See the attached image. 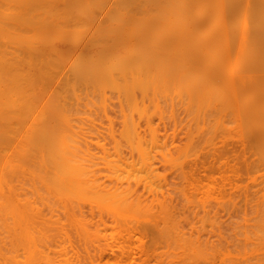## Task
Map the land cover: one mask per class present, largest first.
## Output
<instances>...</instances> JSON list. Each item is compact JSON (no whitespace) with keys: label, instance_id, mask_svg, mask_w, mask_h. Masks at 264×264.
Segmentation results:
<instances>
[{"label":"bare ground","instance_id":"6f19581e","mask_svg":"<svg viewBox=\"0 0 264 264\" xmlns=\"http://www.w3.org/2000/svg\"><path fill=\"white\" fill-rule=\"evenodd\" d=\"M88 30H93V35L87 39L86 31H88ZM211 54L212 55L214 54L215 58H217V60L219 59L220 61H221V59L222 60L228 59L229 65H230V60L241 59V60H238V65L236 62L237 60L235 61L236 66H239L237 68V70L234 69V71H236V72L238 71V69L240 70L243 68V67L242 68L240 67V66H243L242 64H244L246 61L251 60L249 63H245L244 65H246L247 67L249 66L248 68L247 67H245V68H246V70L248 69L253 73V74L250 73L252 75V77H247L249 73H248V70L245 71V68H244L243 70H240V71L241 72L244 71L243 73L246 72L245 73L246 75H244L243 73H241V74L238 73L239 75L236 74L237 75L236 77L234 75L233 76L234 80L232 79L234 85H239V89L236 87L237 88V94L240 97L239 98L240 101L238 102V104H237V102L235 103L236 96L234 94H236V91L233 94V96H232V92H231V95L229 94L230 91H234V89H233L234 85L232 84L233 88H231L232 86L230 87V85H229L231 83L229 81V80H231V77L226 76V74L229 75L228 72H226V71H228V67H231V66L222 67L223 64L221 62L222 65L220 64L219 68L212 69L211 67L208 68L210 66L211 61H210V63L208 62L209 66L206 62L204 63V64H206L207 67L201 66L200 63L198 62V61H200L201 64L203 65L202 61L204 62V60L206 58H208V60H209L208 56ZM212 58H210V60H212ZM174 59H180V60L182 59L181 62L185 60V62H184L185 64H187L186 63V60H187L188 61L187 65H190L189 62H191V64H194V61H197L198 64L201 66V68L199 70H202L203 74L207 75V79L209 76H214V78L216 76H220L222 74V71L223 72L225 71V73H224L225 76L223 74H222V76L225 79H228V82H229L228 86L226 84L227 82H218L220 84H218V83L216 84L217 81L215 82L214 85H217L220 87L218 88L217 86H212L214 81H215L213 77L212 78L214 81L213 80L211 81L212 85L209 84L210 80L209 79L207 80L206 78L203 79V80L207 81V82H204L205 83L204 85L206 86V83H208L207 85H210L213 88L217 87L214 89H216V90L218 89L217 90L218 92L216 90L213 92L216 95L211 92L214 95L213 96L214 98H211L212 100L209 98V101L210 100L211 101H213V100L217 101L218 100L217 102H215V101H213V102L215 104L217 103L219 105V107H222L225 110L227 109L226 112L229 113L233 117V119H235V120L233 122L232 117L229 114H227V115L223 114V116L220 115L221 112L224 113V110H222V111L218 110L220 112H219V114H217L218 111L215 110V108H216L215 106H217V105H215L214 103H213L214 104L213 105L211 101L208 104H211L212 106H214L213 108L216 112L211 110V109H213L211 107V105L206 106V105L201 104V107H200V104H198V105L196 104L197 102L196 103L192 102L194 100L193 97H194L195 93H199V92H201V90H203L202 87L199 86V83L196 81L197 80L196 78H198V77L194 78L195 80H191V81L198 83V85L196 84L197 85L196 87H199V88H195L192 86L195 90L200 89L199 91L197 90L198 92L197 91L195 92V90H192L190 88L191 86L189 87L190 84L188 85V83H187L188 89L194 91V93H190V94H192V97H189L190 99L188 98L187 101L189 102L190 100L193 99L192 101H190V103H194V105L192 104L193 106H195L197 108L199 106L202 109L198 108V110H195L196 108L194 107V109L191 110L192 107L190 105L189 106L191 108L189 109L188 103H186V104L184 103V101L186 99L184 97H186V95H182L183 96L182 97L179 94V96L181 97L180 98L178 96V93L180 92L179 89L177 87H174V88L172 87L177 82L174 81L176 78L172 79L170 76H173L174 74H176L175 77H177L178 72L174 71V74H173V71H171L172 75H170V74H168V76L166 75L167 79H165V77L163 78L161 76H159V78L165 79L168 81V83L171 82L172 84L166 83L165 80L160 81V79H158V81L160 82V84L164 82V85L161 84V86L163 85L165 87V85H167L166 88L167 89L169 88L170 92L172 91V92L176 93V95H175L172 92L171 93L169 92L171 94V96L173 95L174 100L176 99L175 96L177 97V99L179 98L178 100L181 99V101H182V103L180 102L181 106H177L178 100L177 101L175 100L177 102L176 103L172 99V97L170 96L171 97L170 99L172 100L171 103H173L172 105H176L179 110H180L179 107H182L180 112H178V113L183 112V114H184L185 111H183L182 109H185V107L188 106L187 109L190 110V111L188 110L190 113L188 112L189 113L188 114L186 111L185 116H187V115L188 116H187L186 120H184L183 119L184 115L182 114L183 115L182 119L184 121H187V120L190 121V119L192 117L194 119V117L196 116L195 119L193 120L194 124H192L193 122H189L192 124V126H196L197 124H198V126H200L202 128L204 126L205 127L207 126L206 129L202 130V131H204L202 133H204V134L207 133L206 135L203 134L204 137H207V140H205V141H207V144L209 142L208 139L209 140L211 139V138H209L210 136L208 134L209 130H211L210 132L212 135L213 134L212 132H214V131H217V133H219L218 132V131H220L219 127L222 128L225 131H223L224 133L221 131L222 132L221 136L224 137L226 135L225 140H227V138H231L234 133L236 135V133H237L236 129L232 130L235 127L234 125H236V126H238V128H237L238 134H240V135H238V134L237 135L238 136L242 135V137L239 138L241 140H238V141L243 142V140H245L243 138V136H245L246 134L248 136V133L244 134L242 131L246 132V129L249 128L247 130L250 132V128H253V126H254L253 129L257 128L258 126L255 127V124L257 125V123H258L259 127L257 128V131L259 133L255 132L253 134V132L251 131L250 135L251 134H253V135H251L247 138H250V137H253L254 139L260 138L263 142L262 141H259V142L255 141L254 142L253 141L254 139H253V140H250V141H252V143H250V141L248 142V143H250V145H248V143L242 144L245 146L244 148L247 147L246 150H247V152L249 151V153L251 152L250 153L251 155H254L255 153H257L256 150L258 151V149H256V150L255 149L250 150V149L254 148L256 146V144L259 145L260 142L264 144V139H263L264 134H262V133H264V127H262V126H264V123H263L264 118H262L264 116V112H262V111H264L263 110L264 109V103H262V102H264V95L263 94L260 95L258 93L257 97L253 96V94H254L253 91L257 90V92H258V89H259L261 92L264 90L263 89L264 88V84H263L264 83V79H263V77H264V73H263L264 72V63H262V62H264V0H0V264H56V263H54L56 255H58V258L60 257V259H58V261H60V263L58 261H56L59 264H71V263L74 264L76 262L75 258L78 259V262L81 261L80 259L84 260V258H81L82 257L81 256V250H83V249H81V247H79L81 249L80 250V249H78V246L75 247V245L73 244L74 242L71 240V238L69 236V234H71V233L68 234L69 230L66 231V227H69L67 225L68 223H70L71 225L72 224L76 225L78 228V230L76 232H79V233H80V231H84L86 229L85 226L87 225L88 222L90 223V221L88 219H87L88 222H86L87 220L85 221V218H87V216H84V213H87V212L84 210L85 209L84 206H86V205H82L84 208L82 210L81 203H83V202H81V201L89 203L90 205H88V207L90 209L94 208V207L93 208L90 207L91 205L92 206H100L102 208L104 207V208L111 210V211L120 212L118 215H126V216H127L128 212H131L134 214L135 211L139 210V212H140V210L142 208H145L147 206V204H146L147 200L145 201L143 196L148 197V198L152 197V199L149 198V201L153 200L154 202L153 201L152 202L155 203L156 207H157V204H159L158 205L159 209H160L161 205L166 204V201L168 200L167 197H165V199H166L165 203L160 198L159 200H161V202H163V204H160L161 202L159 203V200H157L158 199L157 195H156V198H157L156 200H155L154 196H147V194L144 195L143 193L139 192V190L137 189V185L139 183H143L144 186L140 185L141 187H139V188H142V186H143L142 190L145 188V190L147 191L149 186H146V181H145L146 177L148 175L150 177L151 175L149 173H153V171L155 172L157 170H159V171L155 172V173L156 174L158 173L157 176H160L161 180L164 179V181H165L166 178L169 179V177H170V176H168L165 178V176L161 173L163 171L160 172L161 167H160V169L156 170V168L158 167L156 164L159 162L156 163L155 161L156 160L159 161L160 158L156 159V157H154V160H155L154 162L156 163V164L154 163V165L157 166L156 168L154 167V165L152 166L153 162L151 163V161L148 158L149 153H150L149 152L150 146L152 147V149H155L153 147L155 146V144L159 143L158 142L159 140H161L159 138V135H158L159 132L161 133V131L158 128V133H156L157 124H156V127L153 126L154 125L153 120L156 117H155L154 113L152 114V117L154 116L153 117L154 119H152V117L150 116L151 113L154 111L153 110L154 103H152V102H154L153 100L156 101V99H154V98L158 97L157 100H159V101L155 102V105L159 104V105H156V106H159L158 112H160V110H161L160 103L164 104L165 102H168L165 104H167V105L169 104V101H167L169 99L166 98L167 96L164 95V93L161 94V92L157 91L158 89H157V87H155V85H156L155 84V81H156L155 74L156 73H154V75H153V73H150V71H148L149 70L148 66H150L149 62L150 63L155 62V65H156V61L164 60V63H165V60L167 62L168 61L171 62ZM254 60L257 62L259 61V64L257 62L255 63ZM192 61H193V63H192ZM212 61L215 62L214 60H212ZM220 61L218 63H220ZM241 61H243L242 64L239 63ZM252 61L254 63H251ZM172 62H174V61H172ZM172 62L170 63V65L175 63V62L174 63H172ZM152 63H151V65H152ZM177 63H179V61H177ZM158 64L156 65L157 67L159 66ZM179 64H181V63H179ZM182 64H183V62H182ZM195 64L197 65V63H195ZM152 66H151L152 68H150L151 71H153L152 69H156L154 65H152ZM162 66H164V65H162ZM178 66H180V68L185 67V66L181 67V65H178ZM178 66L175 65V67H178ZM211 66H215V65H211ZM236 66H234V68H236ZM168 67H171V70H175L173 65H171V66L168 65ZM168 67H166V68H168ZM194 67L192 66V68H194ZM251 67H252V69H251ZM256 67L257 68L262 67L263 71L262 70L257 71ZM161 68L158 67L155 70V72L162 70ZM180 68H179V70L181 72H179V74L183 73V75H185L186 74L185 72H187V71L182 72V70ZM192 68L189 67L188 68L189 71H191L190 69H192ZM225 68H227V70ZM168 69H170V68H168ZM222 69H224V70H222ZM230 69H232V68H229V70ZM260 69H258V70H260ZM183 70H185V68H183ZM254 70L256 73L254 72ZM147 71H148V73H150L149 76H151V74H152V78L153 79L155 78L154 81L152 82L153 83L152 86L150 85L152 83H150L151 81H149V79H148L149 76H148ZM194 71H195V69H194ZM194 71L192 69V72H194ZM159 72L157 74H160ZM167 72L168 71L166 69L164 71V73H167ZM192 72H191V74H193ZM258 72H262V74L261 73L259 74ZM161 74H162V71H161ZM198 74H201V71H200V73L198 71ZM203 74L201 76H203ZM232 75L233 74H231V76ZM146 77H147V80L149 81L148 83H150V84H147V81L145 80ZM169 77L174 82H172V80L169 81V79H170ZM178 78L180 79V76H178ZM178 78H177V80H179ZM184 78H181V79L184 80ZM192 78H190V79H192ZM257 79L259 82L257 81ZM150 80H151V78H150ZM189 80H187V82H189ZM191 81H190V83L194 85L195 83L191 82ZM260 81H262V82H260ZM179 82H180V80H179ZM181 82L186 83V78L184 81L181 80ZM202 83H200V85H202ZM148 85L151 87H149ZM158 85H159V83H158ZM204 85H202V86H204ZM147 86L149 87L148 89H147ZM210 86H208V87L206 86L207 88L203 87L204 92H201V93L203 95H205V97H206L205 91H206V89L209 90ZM240 86L242 89L240 88ZM257 86H258V88L256 89ZM243 87H249L252 90L254 87L255 88L253 91L251 90L253 92V93L251 92L252 93L251 94V93H248L250 91L249 88L245 89ZM155 88L157 89L156 90L157 96L154 95V98H153L151 96H153V89L155 91ZM169 89H168V91H169ZM184 89L182 88V92H180V93H183V91H185ZM147 90L149 92L152 91L151 92L152 94H150ZM160 90L162 91V89H160ZM239 90L241 91V93H238ZM210 91H211V89H210ZM210 91H209V93H210ZM220 91H221V94H220ZM155 92H154V94H155ZM158 93H160L161 95ZM201 93L197 94L200 102L202 100L201 97L204 98L203 95L201 96ZM217 93H219L220 96H218ZM263 93H264V91H263ZM147 94L149 95V97H147L148 96ZM226 94H229V96H231V97H227L228 95H226ZM243 94L246 95L245 97H247V98L249 97L250 94H251L250 96H252L251 98L250 97L248 98L249 100H246L247 98H245V102L249 101L248 102L249 105L246 102L248 107L245 109L243 108V110H245L244 112H242L243 110H241L242 105H243V104L241 105L242 99L244 102V98H243L244 95ZM159 95L160 96L163 95L162 99H160L161 97ZM215 96H216V99H215ZM234 96H235V98H232ZM109 97L114 98L112 102H114V103L117 102L115 104V105H117V107L113 106L114 104L111 102ZM209 97H211V96H209ZM221 97H222V99H221ZM147 98H150V100L152 98L151 103L153 105L150 103L152 105V109L149 107L150 104L149 103L147 104V102H146ZM231 99H232V101H230ZM260 99H262V101ZM162 100H164V102ZM207 100H208V98H207ZM108 101H109V103H108ZM233 101L238 106L233 105L234 104V103H232ZM110 102L112 104L109 106ZM229 102H231V104ZM182 104H183V106H182ZM228 104L231 105V107ZM246 104L244 106H246ZM252 104H253V106H252ZM261 106L263 108H261ZM109 107H112V108L109 109ZM167 107H168V110H171L173 107L175 108V106L170 108L169 105L168 106L165 105L164 109L163 108L162 109L165 110V108H166L165 111H167ZM204 107H206V108H204ZM237 107L239 108L238 110H236ZM149 108H150V110L148 111ZM174 108L172 109V112H173ZM176 108H175V111H176ZM207 108L210 109L211 111L215 112L216 116H215V114L211 113ZM230 108L233 110H231ZM154 109H157V107ZM187 109H185V110H187ZM228 109H229V111H228ZM259 109H262V110L260 111ZM201 110H203L202 112L207 113V114H204V115H207V118L209 117V115H208V111H209V113L211 114L210 117L214 116V118H212L213 120H211V121L214 122V120L216 118L215 124L213 123L210 125L208 123V121L210 119L209 120L208 119L207 120L202 119L205 116L204 115L201 116L202 114L198 115V112H201ZM230 110L233 113L230 112ZM235 110H236V113L238 112L239 116L235 113ZM155 111H154L155 114H157V110H155ZM191 111L192 112L197 111L196 114L198 115V117H197V115L193 116V114L195 112L192 113V115H191L192 117H189V115L191 114ZM172 112L170 115L173 114ZM163 113H165V112H163ZM234 113H235V116H233ZM239 113H242L243 117H245V118H247L249 116L250 121L247 119V121H249V123H247L246 120L243 121V117H241V114H239ZM245 113H246V115L247 114L248 115L246 116ZM148 114H150V115H148ZM159 114L162 118L164 117V119L160 118ZM174 114H175V112H174ZM174 114H173V118L176 119V123H177L176 125L183 124L184 121H183V123H182V121H179L181 123H179L177 121L178 120L177 118H179L178 117L179 114L176 115L177 117L174 116ZM170 115H168V116H170ZM225 115H226V117H225ZM156 116H158L162 122H164V120L166 118H168V117L165 118V116H163L162 110ZM220 116H222L223 118ZM227 116H229L231 118L232 122L234 123L233 124L234 127L228 125L230 121L228 122V124L226 126H224V124L228 121V118H229ZM188 117H189V119H188ZM199 117L201 119H198ZM218 118H220L219 119L220 121L218 120ZM236 118L237 119L239 118L238 121L242 120L239 122L241 124V126L243 125V123H241V122H244V125H243L244 127L247 124L249 125L250 123H251V126L252 125L253 126L252 127H250V125L248 127L246 126L247 128L245 127V129L242 130L243 126L239 128L240 125L238 124ZM168 119H170V118H168ZM223 119L224 120L227 119V120L224 121ZM179 120H181V118H179ZM196 120L197 121L199 120L202 122H203V120H206L207 122H204L203 123L204 126H203V124H201L202 122L197 123ZM159 121L156 120L155 123L156 122L158 123ZM170 121L172 122V120H170ZM217 121L220 122V125L217 123ZM252 121H254V124ZM174 122H175V120H174ZM223 122H225V123L223 124ZM232 122H230V123H232ZM245 122H246V125H245ZM159 123H158V125L160 127L161 123L160 124ZM205 123H207V124H205ZM189 125L190 124H188V126ZM215 125H217V126L219 125L217 127V130L215 128L216 127ZM192 126L190 125L189 127L192 128ZM198 126H196L197 129L200 128ZM187 127H186V129L185 128L184 129L190 135H188L185 132V130H184V132L188 135L187 139H189L192 136L189 139V141H192V143L194 142V144H195L196 140H198V139L200 140L203 138V137L200 138L202 136V133H201L200 137H197L198 139H195V137L193 136V135L199 136L200 133L198 131H200L202 128H200V130H198V131L195 130L196 127L192 128V129H194V131H192L191 128H190L191 130H189V128H188V131H187ZM208 127L211 129H209L206 132L205 130H207ZM213 127L215 128V130L213 129ZM229 127L230 128L232 127V129L230 130ZM155 128H156V130H155ZM227 128H229V129H227ZM94 130L96 131V136H94L95 135L93 133ZM196 131H197L198 135L195 133ZM192 132H193V134H192ZM227 132L228 133L231 132L229 134V136H228V134H226ZM171 133H170V136H171ZM164 134H162V135H164ZM165 136H164L165 137L164 140H167L169 138L168 137L169 135L165 134ZM218 136L221 137L220 135H218ZM218 136H217V138H218ZM238 136H237V139H238ZM92 137H94V141H92V139H93ZM174 137H176L175 134L173 136V139H174ZM214 137H215V135H214ZM95 138L96 139L98 138V140H96ZM101 138L104 139L103 142L105 140L106 141L111 140V142L113 141V144L111 142L101 143L102 142ZM192 138H194V139H192ZM95 140L97 142H95ZM99 140H100V142H99ZM175 140H177V138L174 139V141ZM184 140H186V139L184 138ZM193 140H195V141H193ZM214 140L216 141V139H214ZM214 140H212V139L210 140V143H211L210 147H212L213 144L216 145V143L212 144V142ZM168 141H166V142H168ZM149 142H151V143L158 142V143L150 145L149 149H148L147 143H149ZM170 142L172 143L171 140H170ZM204 142H203V144H205ZM224 142H226V141H224ZM88 143L89 144L91 143V145H92V143L96 144V147L92 148ZM107 143L112 144L111 145L112 147H110L109 144H108L109 146L106 145ZM164 143L163 142L161 143V144H163L162 147H163V149L166 147L165 150L167 151V149L169 148V147H167L169 145V143H167L168 145H166ZM171 143H170L171 146L173 143H174L173 145H175V142H173L172 144ZM198 143L201 144L202 142L200 141V142H197V144ZM261 143L259 146H256L257 148H259L260 152L262 150L264 151L263 148H262V150H260L261 147H264L263 144H261ZM161 144H158V146H160ZM252 144H254V145H252ZM164 145H165V147H164ZM247 145L250 147L248 148ZM158 146L157 147L155 146V147L159 148ZM176 146H178V144ZM176 146H175V148H177V149L180 147V146L179 147H176ZM185 146L183 145V148H188V149L191 148V145H189V144H188V146H187V144ZM198 146H200V145H195V147H194L197 152L195 151V149H191V150H193V152H196L198 154L199 152H201V149H202V148H199L200 150H197ZM203 146L205 147V145H203ZM252 146H254V147H252ZM162 147L159 148L160 150L156 149V151L157 152L161 151ZM208 147H209V145H208ZM180 148H182V147H180ZM180 148L178 149V152H177L178 154H175L174 151L173 152L171 151L172 153H174V154H172L171 159H170L171 154L169 151L172 148L169 149V151H168L169 155L166 154L169 156V157L167 156L169 159L168 158L165 159L166 155H165V157L160 155L161 159H162V157H164L163 161L161 160L160 162H162L165 166V163H164V161H165L168 163V165L166 164V166H169V164H170L169 161H171L173 159L175 161L178 160L177 158L175 159V157L177 155H181V157L185 159V157H183V156H185V153L188 151V149H183L181 152ZM192 148H193V146H192ZM214 148H216V146H214ZM184 150L186 152H184ZM215 150H217V149H215ZM190 151H188L187 155L190 153ZM193 152L191 153L192 155L194 154ZM207 152L208 151L206 150L205 154H207ZM182 153H183V156H182ZM203 153L204 152H202L201 154H203ZM215 153L217 154L218 150H217V152L215 151ZM191 154H189V157H187L188 161H189V158L192 157ZM173 155H175V156L173 157ZM255 155H258V154H255ZM223 156L225 157V155H223ZM260 156H262L261 157L262 159L264 158L263 157L264 154H262ZM151 157H153V156H151ZM193 157H197V159L194 158L193 161L195 159L197 161V160H199V158H201L198 155L196 156V154H194ZM253 158L256 159L255 162L253 161L254 159L252 160L251 158H250L251 162H250V160H247V162L248 161L250 162V168L248 165L249 171H255L256 169L259 170L258 166L264 167V165H263L264 159H263V163H262V160L260 161L261 158H258V156H256V157L253 156ZM150 159L153 160V158H150ZM179 159L181 160V162L183 164L185 163V161L183 162L181 158H179ZM187 159H186V162H187ZM258 159H259V161H258L259 165L255 164V163H257ZM202 160H203V158H202ZM202 160H199V163ZM226 160L228 161V159H226ZM199 163L196 162V164H195V161H194V165H195L194 169H196V166L198 169ZM213 163H215V161ZM225 163L226 162L222 163L224 165H222L220 163H218V164L221 165V168H222V166H225V165H226L225 168H227V167L229 168L230 166L227 164L228 162L226 164ZM163 164H162V167H163ZM202 164H203V162H202ZM204 164H206V163H204ZM204 164H203V166H204ZM170 165L171 166L174 165V161ZM184 167L186 168V166H184ZM191 167H190V169H191ZM201 167H202V165H201ZM201 167L199 166V169H201ZM169 168L170 169L165 170V172L169 171V174H172L173 168H171L170 166H169ZM221 168H219V170H221ZM197 169L195 172L198 174L199 172ZM189 170H188V172H190ZM239 170H241V169H239ZM249 171H247V172H249ZM188 172H185L184 174H183V172L182 173L180 172V173L184 176ZM238 172L239 171L237 170L235 173H237V175H238ZM258 172H260V170ZM180 173L178 175H180ZM196 173L192 174V172H190L188 174L189 177L186 175H185V177L191 178L190 175L191 174L194 175ZM159 174H161V175H159ZM173 175L174 174H172L171 177ZM175 175H174L175 179L180 178V176H178V178H177ZM196 175H194L192 177H195ZM153 176H154V174H153ZM160 177H157L159 182L154 181V179H156V178L152 179V177H150L151 179H149V180L153 181V183L155 182V184L157 185V184L161 183ZM148 178H147V180H148ZM182 179L183 178H181V180ZM184 180L185 179H183V181ZM189 180H192V179H189ZM226 180L223 179L224 185L222 183L220 189L218 188L219 186L216 188H214L215 186L214 187H212L210 185L209 186L212 187V190H214V191L216 189L218 191V194H220V195H223L222 193H225L224 195L226 197V193L229 190L227 192H224V191H222V193L220 192L222 190V188L225 191L227 190V188H226L227 186L225 184ZM261 181L264 182V179L260 180V182ZM133 182L136 183V187L133 186ZM173 182L171 183L172 188L174 187ZM186 182H189V181H186ZM186 182L184 181V183H186ZM257 182H259V181H257ZM162 183H163V180H162ZM165 183H167V180ZM168 183L170 184V182H168ZM192 183L193 182H191V184ZM172 184H173V186H172ZM178 184H180V181ZM202 184L203 183H200V186L202 188H204L205 186H202ZM259 184L261 185V183H259ZM167 185L168 184H166V186ZM194 185H196V184H194ZM229 185H230V183H229ZM232 185L236 186L237 184L236 185L232 184ZM153 186H154V184H153ZM161 186L162 185H159V188ZM164 186H165V184H163V187ZM177 186H179V185H177ZM177 186L175 185V187H177ZM180 186H182V184H180ZM180 186H179V188H180ZM191 186H189V187H191ZM223 186H226V187L224 188ZM246 186L250 187V189H251V186H249V185H246ZM246 186H244V185L240 186V187H242L241 191H243V187H244V189H246L245 188ZM263 186L261 185L259 190H263L264 189ZM146 187H147V189H146ZM155 187H158V186H155ZM183 187H184V185H183ZM183 187H182V190L184 189ZM201 187L199 188V190L202 191ZM232 187L230 185V189ZM179 188H175V190L173 188V192ZM234 188L235 187H233L232 190ZM157 189L158 188H156L154 190L152 188V190H154V191H156ZM166 189H168V188H166ZM256 189L258 191V188H256ZM145 190H143L142 192L145 193ZM180 190L181 189H179L178 191H180ZM193 191H195V190H192V192ZM206 191H208V189H206ZM217 191H215L213 193H217ZM246 191L248 193L247 196L251 195L249 188H248V190L246 189ZM257 191L254 192L252 190V193H253L252 195L255 196L254 193H256ZM148 192H150V194L153 195L152 194L153 191L151 192V190H149ZM187 192H189V191H187ZM234 192L235 191H233L232 193H234ZM158 193H159V191H158ZM167 193H169L168 190H167ZM180 193L183 194L182 191ZM184 193H186V192H184ZM198 193H200V191ZM206 193H207L206 196H203V194H202V196L206 197L205 199L211 198L208 196V193H210V192H206ZM213 193H211V194L213 195ZM259 193H260L259 191H258V194L256 193L257 195L255 196V198L258 199V197L259 198L263 197V196H261L262 193L261 194H259ZM171 194H172V196H174L173 193H171ZM177 194L179 195V193H177ZM211 194H210V196H211ZM245 194H242V195L246 196ZM160 195L163 196L162 194H160ZM224 195H223V199H224L223 201L227 202L228 200H225ZM227 195H228V193H227ZM233 195H232V197H234ZM161 196H158V197H161ZM166 196H168V195L166 194ZM181 196H179L177 198H179V200H181L183 202L184 195H183V199H181ZM195 196L191 197L190 199H187V200H189V202H190V200H193V202H195V200L193 199V198L196 199ZM240 196H241V194H240ZM251 196H250V198H251ZM254 196H252L251 202L249 201L250 203H252L253 201L256 200L255 198H253ZM153 197H154V199H153ZM246 197L245 198L242 197V200L245 201L246 199L249 198V197L248 198H246ZM148 198H146V199H148ZM214 198H216V197H214ZM221 198H222V196H221ZM172 199H173V201H175V199L173 197H172ZM209 200H210V202H208L207 200H204L205 201L204 205H206L207 202L208 203L212 202L211 199H209ZM238 200H239V198H238ZM238 200H237V202H239ZM171 201L172 200L169 199L167 201V203L171 202ZM196 201H197V203L201 202V201H198L197 199H196ZM204 201H202V202H204ZM223 201H221V202H223ZM231 201L232 200L229 201V204ZM233 201H234L233 203L235 204L236 203L235 200H233ZM247 201L245 203L250 204ZM258 201H259V199H258ZM260 201H261V206H260ZM260 201H259V203H257L258 205L254 203L255 205H257V209L254 206V204L253 205L250 204L251 207H250V205L249 206L246 205L247 208L248 207L249 208L255 207L256 212L250 211V212L255 213V215L253 217H247V213L245 212L246 210L241 209L243 207V205H241L240 202H239L240 206H238L239 205L238 203H237V205L236 204L234 205L235 208L233 207V209L235 212L234 211L233 212H234L235 218H237V220H240V219H238V216L235 215V213L237 214V211H239V212L244 211L245 213L243 212L242 216L240 215L241 213L239 214V212H238V214L240 215L239 218L241 217V221L244 222V224L246 223L248 226H247V228L242 227V225H241L242 223H241L240 224L241 226H239V224H237V226H239V227H237V226H234L235 223L236 222L240 223L241 221L235 220V222H234L231 219H230L231 221H228L229 223L230 222L234 223L232 226H233V228H235V227L237 228L236 231L234 230V232H236L237 234H238L240 228H242L241 235L239 236V234H238L239 237H236L234 232H233L234 234L231 233V236L234 238L233 239L234 245H233V243H231V245L235 246V244H236L235 241H237L236 239H239L240 245L245 246V252H242V250L240 249L243 247H240L239 249H237L238 246H240V245L237 246V244H236V246H237L236 249H234L235 252L237 250L239 257L241 259H243L244 261L243 260L238 261L237 259H239V257L235 261L234 258H236L235 257L236 255H234L233 261H231V260L228 261L227 262L228 264H264V204L262 205V202L264 200L262 201L260 199ZM226 202H225V205H226ZM255 202H257V201H255ZM151 203H148V204H151ZM153 203L151 205H153ZM171 203L168 204L169 207H171V206L173 207V205ZM214 203H215V201H214ZM216 203H215L216 205L214 204L213 206L216 207L218 205V202L216 201ZM183 204H184V202H183ZM211 204H207V205H211ZM229 204L227 202L226 206H229ZM168 205L166 204L164 206H167V207L162 206V208H165L167 210ZM180 206H181V204H180ZM236 206L240 207L239 209L241 211L238 209V207H237V211H236L235 210ZM88 207H86L87 208L86 210L90 211V209H88ZM148 207H146V208H148ZM151 207H153V206H151ZM151 207H149V208H151ZM158 207L156 210L158 212L157 215H155V213L151 212L155 215V216L153 215V219H155L156 216H157L156 217L157 220H158V218H162V219L164 218L165 219L166 215L169 219L170 216H168V214H167L168 212L164 211L162 208L160 210H163L164 212H166V215L165 216L162 215L161 212H163V211L160 212V214L163 217L161 215H159ZM172 207H171V209L174 211L177 209L176 212L179 210L178 208H180V207L176 206V208L174 209ZM181 207L182 208H180V211H181V209H183V207L185 208L184 205ZM190 207L188 205V207H186V208L190 209ZM220 207L221 206L219 204V208ZM223 207H225V206H222V209H223ZM244 207H245V205H244ZM195 208L194 209L192 208V209L195 210ZM209 208H211V207H209ZM225 209H226L225 211L228 210L230 212L231 206L227 207V208L225 207ZM93 210L96 211L97 209H93ZM93 210H91V211H93ZM100 210H102V209H100ZM152 210L154 212H156L154 207ZM152 210H150V211H152ZM197 210H195V211H197ZM200 210H201V213H203L202 209H200ZM200 210H198V211H200ZM213 210H215V208ZM249 210H252V209H249ZM83 211H84V213H83ZM141 211L143 212L144 210L142 209ZM150 211L145 210L144 213H146V215L148 216L150 214ZM204 211H206V210L204 209ZM220 211L224 212V210H220ZM164 212H163V214H164ZM171 212L173 213V211H170L169 213H171ZM229 212L228 213L225 212V214L227 213V215H226L227 220H229V218H228V216L230 214ZM247 212L249 214H251L249 211H247ZM90 213H92V212H90ZM94 213L92 214V216L95 215ZM179 213L181 214V216L185 215V214H186L185 216H187L188 213H190L189 214L190 216L193 214L191 211L188 213H185V214H183L181 212H179ZM179 213H177V214H179ZM196 213L197 212H195V214ZM211 213L214 217L217 215L215 213V211H214V213L213 212H211ZM211 213H209V214H211ZM88 214L89 213H87V215ZM198 214L199 213H197L194 217H192V216L191 217L187 216L188 218L184 217L185 219L187 218L186 220H188L189 222L193 221V222L189 223L188 226L190 225V227H191V224L192 225L194 224V221H195L194 219L199 218L201 220L205 219L203 221L199 220V224H201V225H199V224L198 225L200 227L203 228L202 224H205V226H207V228L211 227V230H212L213 225L211 224V226H208V224L210 223V222L208 223V220L211 219L213 221V217H209V215L207 213H205L203 218H201L202 214L200 216ZM206 214L208 215L207 216L208 218H205ZM214 214H216V215H214ZM232 214L233 213L231 210V215ZM89 215H88V217H89ZM134 215H136V214H134ZM169 215H172V214H169ZM96 216L99 217V215H97V214H96ZM104 216H105V214L103 215V217ZM137 216L139 217L138 214H137ZM100 217H101V213H100ZM103 217H101V218H103ZM174 217H175V215L173 214V218L171 217L172 220L174 219L173 221L166 219V220H168L167 222H169V221L171 222L172 227L169 223L168 224L172 230H173V228L174 229L176 228V227H173V226H175V221H177L178 218L180 219V216L177 219ZM189 217L194 218V219L193 220L190 219L191 220L190 221ZM104 218L106 220H109V217H108V219L106 216ZM118 218L119 217L117 216V220H118ZM139 218H143V219L145 218L144 221L146 222L147 220L152 219V216H150L149 218L147 217V220H146L145 214L142 217L140 215ZM216 218H218V216ZM216 218H214V219H216ZM124 219H126V218H124ZM220 219H222V217ZM101 220H102V222L100 223L101 225H105V223L107 225V223H108L107 221L104 222L103 219H101ZM117 220L115 219V223H114V224H116V226L118 223L121 222V220H123V216L121 217L120 222L118 220V222L116 223ZM129 220H132V219H129ZM157 220H156V223H157ZM227 220H226V225H225L227 227H225L224 229L226 230V228H227V231L229 229L230 230L229 232H232L233 229L229 228L230 227L229 225H231V223L227 224ZM66 221H67V223H66ZM138 221H141V219H139ZM161 221L163 222L164 220H161ZM197 221L198 220H196V222ZM221 221L224 223L225 220L224 221L221 220ZM95 222H93V224ZM122 222H124V221H122ZM145 222L142 221L143 225L149 224L148 222H146V223ZM215 222H214V225H215ZM102 223H104V224H102ZM91 224L92 223H90V226H92ZM95 224L98 227L100 226V225H98L97 222ZM161 224H165V221H164V223H161ZM161 224L159 226L162 227ZM80 225H81V229H80ZM122 225H123V223H122ZM127 225L128 224H125V226H127ZM129 225L127 226L128 228H129ZM146 225H144L145 228L150 227V224H149V226L148 225L146 226ZM223 225H222V228H223ZM72 226H70V229L71 228L73 229L74 226L73 227ZM108 226H110L109 223H108L106 228H108ZM114 226L115 225L111 226V227H113V228H111L112 230L115 229ZM125 226H124L123 230L126 228ZM137 226H138V224H137ZM144 226H142V229H144ZM166 226H168V225H166ZM166 226H165V228L164 227L163 228L167 229ZM180 226H181V223H180ZM182 226H183V224H182ZM193 226L195 228H193ZM193 226H192L193 230L195 229V231H196L197 225L195 226V224H194ZM219 226H218V222H217V226L215 228L218 227V229H220L219 231H221V228H219ZM103 227L104 226H102L101 228L103 230H105V227L104 228ZM120 227H119V229H120ZM131 227L132 226H130V228ZM190 227H189V229H190ZM200 227L197 226V229L202 230V228H200ZM192 228H191V230H192ZM204 228H206V227H204ZM74 229H76V228H74ZM147 229H149V228H147ZM164 229H162V230H164ZM180 229H183V228L180 227ZM180 229H179V231H182ZM94 230H97V229H94ZM112 230H111V232H112ZM146 230L144 229V231L146 233H148V231H146ZM159 230H160V232L162 231L160 228H159ZM172 230H171V232H172ZM191 230H189V231H191ZM201 230H197L198 232L200 231L198 233V235H200V233L204 231V230H202V231ZM206 230H208V229H206ZM209 230L207 232H209V234H211V232ZM217 230H215L216 233H214L215 231H213V233H214L213 236L217 234ZM225 230H223L222 232L226 233L227 231L225 232ZM70 231L73 232L75 230H70ZM116 231L114 233H116ZM125 231H126V229H125ZM127 231L129 233L133 232L132 228H131V230H127ZM136 231H138V230H136ZM149 231H150L149 234L150 233L155 234L153 229H152V231H151V229ZM175 231L177 232L176 233L177 235L180 233V232L178 233L177 228ZM184 231H187V229H185ZM195 231H194V233L196 234ZM121 232H122V230L119 231V233H121ZM222 232L220 234L218 233L220 235V237L217 234L218 235L217 237H219L220 240L222 238L221 242L227 236V234L223 236ZM229 232H228V235H229ZM112 233H110V234H112ZM136 233H132V235L136 234ZM161 233H163V232H161ZM165 233L167 235H169L170 229L168 231H166ZM165 233H164V236H165ZM194 233H192V236L195 235ZM110 234H109V236H110ZM123 234H121V238L124 240V238L127 237V236L124 237V235H127V234L126 233L124 235ZM149 234H147V235H149ZM153 234L151 235V237L153 238V240L157 239L156 242H157L159 248L162 247L163 249H164V247L160 246V244H163L164 241H166L164 243L169 242V243L173 244L172 242L174 240H172V239H173V237L176 236L175 234H174L175 236L172 235L173 234V232H172V234L170 233L171 237L173 236L172 238L166 236V238L168 237L169 239L168 238L166 239L164 237V239H166V240H164V239H162L163 238V236H162L160 238L164 241L160 242L162 240L158 239L156 237V235H153ZM202 234H204V233H202ZM221 234H222V237H221ZM82 235L83 234H81V236ZM157 235L159 236L160 233H158ZM205 235H207V233ZM56 236L57 237H59V236L65 237L66 240L63 244L66 243L65 244L66 246L65 245L59 246V245H62V244H59L60 243L59 242L60 237H59V239L58 238L56 239ZM74 236L75 235H73V237ZM102 236H103V234H102ZM119 236H120V234H119ZM129 236H131V234L128 235V238H129ZM153 236H155L156 238ZM201 236H200V238L203 237V236L202 237ZM211 236H212V234H211ZM213 236L211 237L212 241H213ZM231 236H230V238L232 239ZM71 237H72V234H71ZM112 237H113V235H112ZM132 237H130V239ZM188 237L190 238V236H188ZM206 237L208 238V235ZM223 237H224V239H223ZM227 237H229V236H227ZM227 237H226V239H227ZM53 238L58 240V242H55V245L52 244ZM75 238L76 237H74V241L76 243ZM100 238H98L97 240L99 241ZM110 238L111 237L107 238L108 241ZM200 238H196V235H195L194 239L197 242V244H194V245H196V247L194 249L195 252L193 251L192 247L189 248L190 242L192 244V241H194L193 238H192L193 240L191 239L192 241H190V240L188 241L189 245L187 244L188 246L187 245L185 246V248L188 247L189 249H192L190 251L191 252L193 251V253H196V248L198 249L197 252H200L199 254L196 253L197 256L198 255L200 256V258H198L199 262L198 263L196 262L197 264H199L205 260L208 262L209 261L208 259H210V257H212L210 254H212V255L216 254L215 252H218V250L224 248V247L221 248L224 245L218 244L219 242L218 243L215 242L216 244L212 243L210 237L208 238L211 241L209 243H207V241H205L206 243H204L203 238H202L203 242L201 243L202 239L200 241ZM240 238L241 239L243 238V239L241 240ZM103 239H106V238H103ZM112 239H113L112 243H111V241H109V243L111 245L114 243V240L119 241V239L116 240V237L115 238L113 237ZM122 239L120 241H123ZM130 239H128V241H126L127 243H129V245H130L129 241H132ZM174 239H175L174 244H176V245H177L176 241L178 243L180 241H182L181 237H180V240H177V238H174ZM186 239H188V238H186ZM86 240H88V239H86ZM169 240H171L172 242H170ZM230 240L228 238V244H230L229 243ZM66 241L69 242L68 245H67ZM85 241H82V243ZM108 241L106 240V242H105L106 244H103L102 246L108 245L109 244ZM90 242H88V243H90ZM141 242H142V240L139 241V244ZM185 242H186V240H185ZM98 243H95L96 244V246H95L94 241H93V245L95 246V247L93 246L94 252L96 251V249L99 250L97 245H100V244H98ZM203 243L205 245H208V246L206 247ZM210 243H212V244L209 245ZM79 244H80V242H79ZM85 244H86V242H85ZM110 244L108 245L109 247L111 246ZM157 244H155V245H157ZM168 244H166V245L163 244V245H165V247H166ZM171 244H169V245L171 246ZM182 244L183 243H181V245ZM202 244L204 245V247L202 246ZM57 245H58V247H57ZM76 245H77V243H76ZM86 245H88V244H86ZM86 245H84L85 247L84 246H82V247L87 248L88 246L86 247ZM91 245H92V242H91ZM91 245L88 247L89 249H92V248H90ZM119 245H120V243H119ZM122 245H124V242ZM126 245H128V244H126ZM142 245L147 246V247H145V248H147V250L152 247L151 248L152 252L150 254L153 257V255H154L153 249H154V247H158V246H155L154 244L152 245L151 243L149 245L148 244H146V245L142 244ZM142 245H140V249H139V247H138V249L143 253L144 251H142V248H143V247H141ZM150 245H152V246H150ZM183 245H185V244H183ZM218 245H222V246L220 247ZM108 246H106V247H108ZM116 246H118L117 243H116ZM131 246H132V244H131ZM225 246H226V242H225ZM104 247L101 248V252H99L97 250L96 253L98 254V252H99L102 254L103 252H106L107 249H106V247L105 248ZM109 247H108V249H109ZM123 247H121L122 250H124V248L128 250V248H126V247L123 248ZM127 247H130V246H127ZM178 247L180 248V245H178ZM178 247H177V250H174L175 245H174V247H172V249L174 250L173 253H175V255H176L175 251H179V252H177V254H178V253H180V250H182V249H179ZM69 248H71V251H69ZM88 248L83 250V251L85 252L86 250H88ZM115 248H118V247H115ZM233 248H232V251L234 252ZM105 249H106V251H105ZM163 249H162V251H163ZM170 249H171V247H170ZM170 249H168L169 251L168 250L167 251L165 250V251L170 253V251H171ZM225 249H227V248H225ZM119 250H121V249H119ZM202 250H204V251L206 250L204 253L210 252V254L207 253L210 255V256L208 255V259L202 258L204 256V255H202V253H203ZM207 250H209V251H207ZM90 251L92 252V250H89V255L92 258V255H91L92 253L90 254ZM112 251H114V250H112ZM190 251H187V252H189L191 254ZM226 251H228L227 253L232 252V251H230V249H227ZM70 252H72V254H70ZM183 252H184L183 254L182 253H181V255L179 254L180 257L181 256L184 257V255L185 256L187 255V253H185L186 250L185 251L183 250ZM87 253L84 254V255H86V257L88 256ZM157 253H159V254H155V256L159 255L158 260L156 259L159 263V258L161 260L160 255L162 256V253H160L159 251ZM171 253H172V251H171ZM173 253H172V255H173ZM163 254H165V252ZM190 254H188V255L191 256ZM218 254H220V253L218 252ZM169 255L167 254V257H169ZM193 255L196 256L195 254H193ZM146 256L147 255H145V257ZM176 256H175V258H173V257L171 258V255H170L169 258H171V260L175 259L177 261H178V259L180 261L183 259V257L180 259L179 256L178 257H176ZM189 256L186 259L185 263L192 264L191 262L194 261V259L193 260L191 259L192 261L191 260L189 261L188 259L192 257V256L191 257H189ZM72 257H75V258H73L74 263L71 262ZM218 257L219 256H217V258ZM87 258H89V256ZM87 258H86V262H87V260H89ZM94 258L95 257L93 256V259ZM147 258H149V253H148ZM163 258H165V257H163ZM192 258H195V257H192ZM201 258L204 260L200 262V260H202ZM213 258H215V257L213 256ZM229 259H231V257ZM90 260H89V262H90ZM92 260H91V262H92ZM164 260H165V262L166 261L169 262L168 258H165ZM171 260H170V262H171ZM183 260H185V259H183ZM224 260L222 262H224ZM94 261L96 262V260H94ZM162 261H163V259H162ZM195 261H197V259ZM211 261L212 260H210L208 263H210ZM226 261H227V258H226ZM78 262H76V263H78ZM165 262H163L162 264L167 263V262L166 263ZM214 262H216V261H214ZM172 263L174 264V263H176V261L175 262L172 261ZM224 263H226V262H224ZM224 263H222V264H224ZM87 264H89V263L87 262ZM180 264H183V263L180 262ZM201 264H203V263H201Z\"/></svg>","mask_w":264,"mask_h":264},{"label":"rangeland","instance_id":"374dc122","mask_svg":"<svg viewBox=\"0 0 264 264\" xmlns=\"http://www.w3.org/2000/svg\"><path fill=\"white\" fill-rule=\"evenodd\" d=\"M86 34H87V39H88L89 37H91V36L93 35V30H88V31H86ZM213 55H214V54H213ZM213 55L211 54V55L208 56V57H209V60H208V58H206L207 60L205 59L204 62L202 61L203 65L201 64L200 61H198V62L200 63L201 66H206V64H204L205 62H206V63L208 64V66H209V63H210V61H211L212 64L210 63V66H209L208 68L211 67L212 69L219 68V67H220L219 65L221 64V62H222V64H223L222 67H228V66H231V67H228V71H226V72H228V74H229V75L226 74V76H230V77H231V80H232V79L234 80V77H233L234 75H235V77H236L237 75L243 73L244 71L241 72L240 70H243L245 67H247L246 65H244L245 63H249V62L251 61V60H250V61H246L244 64H242L243 61L239 62L240 64L243 65V66H240V67H241V68L243 67V68L240 69V70L238 69V71L236 72V71H234V69L237 70V68L239 67V66H236V62H237V65H238V60H241V59H232V60L229 59V60H230V65H229L228 59H223V60L221 59V61H220L219 59L217 60V58H215V55H214V56H213ZM212 57H213V58H212ZM210 58H212V60H214L215 62H213L212 60H210ZM175 60H176V61H175ZM181 60H182V59H181ZM181 60H180V59H174V60H172V61H174L176 64H175L174 62L171 61L172 63H174V64H171V65H173V67H174L175 70H171V67H168V65L171 66V65H170V63H171L170 61L167 62V61L165 60V63H164V60L156 61V65L159 63V64H158V65H159L158 67H159V68L162 67V68H161L162 70H159L160 72L158 71L160 74H157L158 72H155V70L158 68V67L155 65V62H153V63L151 62V63H152V65L155 66L156 69H152L153 71H151L150 68H152L153 66H152L151 63L149 62L150 66H148V69H149L148 71H150V73H153V75H154V73H156V74H155V76H156V81H155V84H156V85H155V87H157L158 90L155 88V91L157 90V91L161 92V94L164 93V95L167 96L166 98L169 99V100H167V99H166V100L169 101V104H168V105H169L170 108L173 107V106H175V108H176L177 106H181V104H180V102L182 103L181 99L178 100L179 98L177 99V97L175 96V98H176L175 100H176V101L178 100V101H177L178 103H177V102L174 100L173 95L171 96V94H170L172 91L170 92V89L168 88V89H169V91H168V89L166 88L167 85H165V87H164V86H163V85H164V82H163V83H161V84H163V85H162L163 87H162L161 84H160V82L158 81V79H160L159 76H161V77H163V78L165 77V79H167L166 75H167V76H168V74L172 75V72H171V71H173V74H174V71H176V72H178L177 74H178V76H180V79L178 78V76L175 77L176 74H174L173 76H170V75H169L172 79H175V78H176L174 81L177 82V83H175L174 86H172V85H171V86H172L173 88H174V87H177V88L179 89L180 92H182V88L184 89V88L187 86V87L184 89L185 91H183V93H180L179 91H178L179 93H178V92H177V93H178V96H179V94H180L181 96H182V95H186V97H184V98H186V99H185L186 102L184 101V103H185V104L188 103V106L190 105V106L192 107V108H191V107L189 106V109H190V108H191V110L194 109L195 106H193V105H194V103H196V102H197V103H196L197 105L200 104V107H201V104L206 105V106L211 105V104H208V103L212 100L211 98H214V97H213V96H214L213 94H215V93H213V92L216 90V89H214V88H217V87L219 88V87H220V86L214 85L215 82L217 81L216 84H217L218 82H227L226 84H227V86H228V83H229V82H228V79H225V78L222 76V74L224 75L225 71H224V72L222 71V74H221L220 76H216L215 78H214V76H209V77H208V79L210 80L209 84L212 85V82H211V81H212L213 78H214L215 81L213 80L214 83H213L212 86H217V87H214V88H213L212 86L207 85L208 83H206V86H207V87L210 86V88H209V90L206 89V91H205V93H206V97H205V95H203L201 92H204V88L206 87V86L204 85V84H205L204 82H207V81H205V80H203V79H205V78L207 79V75H206V74H203L202 70H199V69L201 68V66L198 64L197 61H194V64H191V62H189L190 65H187V64H188V61H187V60H186V63H187V64L184 63L185 60L182 61V62H183V64H182ZM225 60H226V61H225ZM236 60H237V61H236ZM162 61H163V62H162ZM177 61H179V63H181V64L177 63ZM189 61H190V60H189ZM219 61H220V63H218ZM235 61H236V62H235ZM208 62H209V63H208ZM216 62H217V63H216ZM227 62H228V63H227ZM233 62H234V63H233ZM254 62L256 63L257 61L254 60ZM254 62L252 61L251 63H254ZM167 63H168V64H167ZM192 63H193V61H192ZM195 63H197L198 66H197ZM232 63H233V64H232ZM257 63L259 64V61H258ZM260 63H261V62H260ZM262 63H264V62H262ZM177 64H178V65H181V67H182V66H185V67H183V68H185V70H183V68H180V66H178ZM184 64H185V65H184ZM222 64H221V65H222ZM162 65H164V66H162ZM175 65L178 66V67H175ZM191 65H192L193 67H194V66H195V67L192 68ZM211 65H215L216 67H215V66H211ZM247 65H248V64H247ZM249 65H250V64H249ZM151 66H152V67H151ZM165 66L168 67V68H170V69L166 68ZM199 66H200V67H199ZM217 66H218V67H217ZM234 66H236V68H234ZM251 66H252V65H251ZM255 66H256V65H255ZM164 67H165V68H164ZM173 67H172V68H173ZM186 67H187V68H186ZM189 67L192 68L193 71H194V69H195V71L192 72V69H190L191 71H189V69H188ZM196 67H197V68H196ZM198 67H199V68H198ZM206 67H207V66H206ZM214 67H215V68H214ZM222 67H221V68H222ZM248 67H249V66H248ZM248 67H247V68H248ZM177 68H178V69H177ZM179 68L182 70V72L187 71V72H185L186 74H185V73H184L185 75H183V73L179 74V72H181V71L179 70ZM229 68H232V69L229 70ZM256 68H257V67H256ZM256 68H255V69H256ZM260 68H261V69H260ZM260 68H257L256 70H257V71H261V70L263 71V68H262V67H260ZM164 69H165V70L167 69L168 72H167V73H164V71H165ZM186 69H187V70H186ZM225 69L227 70V68H225ZM251 69H252V67H251ZM258 69H260V70H258ZM197 70L199 71V73H200V71H201V74H198V71H197ZM222 70H224V69H222ZM247 70H248V69H247ZM247 70H246V68H245V71H247ZM148 71H147V73H148ZM161 71H162V74H161ZM188 71H189V72H188ZM229 71H230V72H229ZM249 71H250V70H248V73H249V74L247 73V74H248L247 77H252V75L250 74V73H252V72H251V71L249 72ZM176 72H175V73H176ZM191 72H192L193 74H191ZM196 72H197V73H196ZM235 72H236V73H235ZM254 72H255V70H254ZM150 73H148V76L150 75ZM230 73L233 74V75L231 76ZM234 73H235V74H234ZM238 73H239V74H238ZM245 73H246V72H245ZM245 73H243V74L246 75ZM255 73H256V72H255ZM258 73H259V74H260V73L262 74V72H258ZM258 73H257V74H258ZM263 73H264V72H263ZM202 74H203V76H201ZM236 74H237V75H236ZM252 74H253V73H252ZM259 74H258V75H259ZM186 75H187V76H186ZM191 75H192V76H191ZM195 75H196V76H195ZM198 75H199V76H198ZM205 75H206V76H205ZM244 75H243V76H244ZM254 75H255V74H254ZM182 76H183V77H182ZM185 76H186V77H185ZM224 76H225V75H224ZM170 77H169V78H170ZM173 77H174V78H173ZM184 77L186 78V83H185V82H181V80H182V81L185 80ZM187 77H188V78H187ZM189 77H190V78L193 77V78L190 79ZM196 77H198V78H196ZM199 77H200V78H199ZM212 77H213V78H212ZM150 78H151V80H150ZM171 78L169 79V81L172 80ZM177 78L180 80V82H179V80H177ZM181 78H184V80L181 79ZM194 78L197 79L196 81L199 83V86L202 87L203 90H201V92H199V93H201V96L203 95L204 98L200 96V97L202 98V100H201V102H200L199 99H198V96H197V94H199V93H195V95H194V97H193L194 100H193L192 98H191V99H192L193 101L190 100V101H192V102H194V103H190V101L188 102L187 99H188L189 97H192V94H190V93H194V91H192V90H195L193 87H195V88H199V87H196V86L198 85L197 82L191 81V80H195ZM210 78H211V79H210ZM260 78H261V77H260ZM260 78H259V79H260ZM148 79H149V81H151L150 83H152V82L154 81L155 78L153 79V78H152V74H151V76H149ZM165 79H162V78H161L160 81H163V80H165ZM189 79H190V80H189ZM208 79H207V80H208ZM261 79H262V78H261ZM263 79H264V77H263ZM145 80L147 81V84H150V83H148L149 81L147 80V77L145 78ZM176 80H177V81H176ZM187 80H189V82H187ZM201 80H202V81H201ZM231 80H229V81L231 82L229 85H230V87L232 86L231 88H233V85H234V84H233V80H232V81H231ZM165 81H166V83H168L167 80H165ZM174 81L172 80V82H174ZM190 81H191V82H194L195 84H194V85L191 84ZM257 81H258V79H257ZM202 82H203V83H202ZM258 82H259V81H258ZM260 82H262V81H260ZM158 83H159V85H158ZM169 83L172 84L171 82H169ZM169 83H168V84H169ZM181 83H182V84H181ZM187 83H188V85L190 84L189 87L191 86L190 88H191L192 90L188 89V85H187ZM200 83H202V85H204V86L200 85ZM180 84H181V85H180ZM196 84H197V85H196ZM218 84H220V83H218ZM222 84H223V83H222ZM232 84H233V85H232ZM256 84H257V83H256ZM263 84H264V83H263ZM150 85L152 86L153 83L150 84ZM185 85H186V86H185ZM148 86H149V85H148ZM148 86H147V89H148L149 87H151V86H149V87H148ZM168 86H169V85H168ZM171 86H170V87H171ZM183 86H184V87H183ZM192 86H193V87H192ZM224 86H225V85H224ZM252 86H253V85H252ZM255 86H256V85H255ZM258 86H259V85H258ZM258 86L256 87V89L258 88ZM172 87H171V88H172ZM203 87H204V88H203ZM207 87H206V88H207ZM225 87H226V86H225ZM236 87L239 89V85H234V88H233L234 91H230L229 94L231 95V92H232V96H233V94H234L235 91H236V94H234V95L236 96V99H235L236 101H235V103L237 102V104H238V102L240 101V99H239L240 97H239L238 94H237V88H236ZM152 88H153V87H152ZM212 88H213L214 90H213ZM227 88H228V87H227ZM240 88H241V86H240ZM243 88L247 89V88H249V87H243ZM254 88H255V87H254ZM254 88H253V90H254ZM160 89H162L163 92H162ZM175 89H176V88H175ZM178 89H177V90H178ZM210 89H211V91H210ZM241 89H242V88H241ZM249 89H250V88H249ZM263 89H264V88H263ZM171 90H172V89H171ZM197 90L199 91L200 89H196L195 92H196ZM217 90H218V89H217ZM217 90H216V91H217ZM251 90H252V89H250V91L248 90V91H249L248 93H251V92L253 91V90H252V91H251ZM147 91H148V90H147ZM155 91H154V89H153V96H151V97H153V98H154V95L157 94V91H156V92H155ZM175 91H176V90H175ZM198 91H197V92H198ZM209 91H210V93L212 92L213 94H212V93L210 94ZM222 91H223V90H222ZM263 91H264V90H263ZM263 91L260 92L259 89H258V92H257V90H256V91H253V92H254L253 96H256V97H257V94H258V93H259L260 95H261V94L264 95ZM148 92H149V91H148ZM148 92H147V93H148ZM151 92H152V91H150L149 93L152 94ZM154 92H155V94H154ZM169 92H170V93H169ZM184 92H185V93H184ZM217 92H218V91H217ZM253 92H252V93H253ZM149 93H148V94H149ZM172 93L176 95L175 92H172ZM205 93H204V94H205ZM224 93H225V92H224ZM226 93H227V92H226ZM238 93H241V91L239 90ZM248 93H247V94H248ZM252 93H251V94H252ZM148 94H147V95H148ZM158 94H160V93H158ZM161 94H160V95H161ZM220 94H221V91H220ZM229 94H226V95H228L227 97H231V96H229ZM244 94H245V93H244ZM244 94H243V95H244ZM251 94H250V95H251ZM108 95H109V94H108ZM160 95H159V96H160ZM215 95H216V94H215ZM217 95L220 96L219 93H217ZM239 95H240V94H239ZM250 95H249V97L251 98L252 96H250ZM156 96H157V95H156ZM162 96H163V95H162ZM162 96H160L161 98H160V97H159V98L162 99ZM170 96H171L172 99L177 103V106H176V105H172L173 103H171L172 100L170 99V98H171ZM196 96H197V97H196ZM209 96H211V97H209ZM235 96L232 97V98H235ZM237 96H238V97H237ZM245 96H246V95H244V97H243V98H244V102H243V99L241 98V99H242V103H241V105L243 104L241 110H243V108L245 109V108L248 107L247 104H246L247 101L245 102V98H247V97H245ZM247 96H248V95H247ZM147 97H149V95H148ZM179 97H180V96H179ZM182 97H183V96H182ZM249 97H248V98H249ZM258 97H259V96H258ZM157 98H158V97L154 98V99H156V101L153 100L154 102H152V103H154L153 110H154V111L157 110V114H155L156 111H155V112L153 111L152 113L150 112L151 115L148 114V115H150V116L152 117V114L154 113V115H155L156 118L154 119V118H153L154 116L152 117V119H154V120H153V123H154L153 126L156 127V124H157V131H156V133H158V128H159V130L161 131V133L159 132V134H158V135H159V138H160L161 140L158 141L159 143H158V142H155V143L161 144L162 142H163V143L165 142L164 144L168 145L167 143H169V145H170V143H171L170 140H171L172 143L175 142V145H173L174 143H173V144L171 143L172 146H171V145H170V146L168 145L167 147H169V148H168L167 151H166V150H165V148H166L165 145H164L165 148L163 149V147H162L163 144H161L160 146L162 147L163 150L161 149V151L157 152L156 149H159V148H161V147L158 146V144H155V143H151V142H149V143H147V146H148L147 148H148V149H149V146L152 145V144H155V146H156V147L158 146L159 148H156V147L154 146L153 148H155V149H152V147L150 146V149H149V152H150V153H149L148 158H149V160L151 161V163L153 162V163H152V166L154 165L155 162H156V163L159 162V163H157V164L155 163L158 167H157L156 165H154L155 168L157 167L156 170H157V169H160V167H161L160 172L163 171V172H161V173L165 176V178L168 177V176H170V177H169V179L166 178L167 183H165L166 180L164 181V179H162V180H163V183H162L161 177H160V176H157L158 173H157V174L155 173V172H158L159 170H157V171H155V172L153 171V173H149V174L151 175L150 177H152V179L156 178V179H154V181H157V182H159V180L157 179V177H160L161 183H159V184L156 185L155 182L153 183V181L149 180V179H151V178H150L149 175H148V176L146 177V180H145V181H146V186H149V187H148V190L146 191L145 188H144L143 190H145V193L142 192V191H143L142 188H143V186H144L143 183H139V184L137 185V189L139 190L140 193H143L144 195L147 194V196H154V197H155V200H156L157 198H158L157 200H159V199L161 198V200L164 201V203H165V201H166L165 197H167L168 200L170 199V200H172V201H173V199H172V197H173V198L175 199V201H173V202L171 201L172 203H171V202H168V203H167V201H168V200H167V201H166V204L168 205V204L171 203V204L173 205V207H172L171 205H170V206H171L172 208H174V209L176 208V206H177V207H180V208H182L181 206H183V205L185 206V208L183 207V209H181V211H180V208H178L179 210L176 212L177 209L174 211V210H172L171 207H169V205H168V209H167L168 211H167L165 208H162V206H164V205H166V204H163V202H161V200H159V203L161 202L160 204H163V205H161L160 209L162 208L164 211L168 212L167 214H168V216H170V218H171V217L173 218V214L175 215L174 218H176V219L180 216V219L178 218V220L175 221V226H173V227H176V228H177V231H178V233L180 232V233H179L180 235L178 234V235H179V236H178V235L176 234V233H177V232L175 231L176 228H175V229L173 228V230H172V229L169 227V224L171 225V222H170V221H173L174 219H173V220H172V218H171V219H170V218L168 219V217H167V215H166V212H164L163 210H160V209H159V207H158L159 204H157V203H158L157 201H156V202H157L156 204H157V207H158V209H159V215H161L160 212L163 211L164 214H163V212H161L162 215H164V216L166 215V216H165V219H164V218H163V219H162V218H158V220H157V218H156L157 216H156L155 219L157 220V223H158V224L156 223V220L153 219V215H154L153 213H155V215H157L158 212L156 211V210H157V207H156L155 203H153L154 201L151 200L152 197H149V198H151V199H150L151 201H149V198H148V197H144V196H143V198L145 199V201H146V200L148 201V202L146 201V204H147L146 207H148L149 205H150L149 207L153 206L154 209H155V211H156L157 213L154 212V211L152 210L153 207H151V208L148 207V208H149L150 210H152V211H150L148 208L145 207V208H142V209L144 210L143 212L141 211L142 209L140 210L141 213L139 212V210H138V211H135L134 214H136V215H134V214L131 213V212H128V214H127L128 217H127L126 215H118L120 212H117V211H111V210H108V209H106V208H104V207L102 208V207H100V206H92V205H91L90 207H92V208L94 207L93 209H97L96 211H94L93 209H90V208L88 207V205H90L89 203L84 202V201H81V202H83V203H81V206H82V205H86V206H84L85 209L83 208V206L81 207L82 210L84 209L87 213L90 214V215L88 214V215H89V217H88L87 213H84V211H83L84 216H87V218H85V221L88 219V220L90 221V223H92V224H91L92 226H90V223H89L88 220H87L86 222H88V223H87V225L85 226L86 229H85L84 231H80V233H79V232H76V231L78 230V228H77L76 225L72 224V225L74 226V227H73L70 223H68L67 225H68L69 227H66V231H68V230H69V231H70V230H75V231H73V232H71V231L69 232V231H68V234H69V233L72 234V237H71V234H69V236H70L71 240L74 242L73 244L75 245V247L78 246V249H80L79 247H81V249L85 250V249H87V248L91 245V242H92V245H91V247H90V248H92V249H89V248H88V250H86L85 252H84L83 250L80 249V250H81V256H82L81 258H84V260H83V259H80L81 261L78 262V259H77V258L72 257L71 262L74 263V261H73L74 259H73V258H75V259H76V262H78V263L75 262L74 264H85V263L87 264V262H88L89 264H97V263L100 264L102 261H103V262H102L101 264H104V263H105V264H157V263H158L157 260H158L159 255H158V256H157V255L155 256V254H159V253H157L158 251H159L160 253H162V256L160 255L161 260H160V258H159V263H158V264H162L163 262H165V260H164L165 258H168V261H169V262L166 261V262H167V263L165 262L166 264H173L172 261H173V262L176 261V263H174V264H178V263L180 264V262L183 263V264H187V263H185V262H186V259H187L188 256H189L188 254H190V253L187 252V251L192 250V249H189L190 247H192V248H193V251H194V249H195V247H196V245H194V244H197V242H196L195 239H194V238H195V235H196V238H200V236L202 235L203 237H202V236H201V237L204 239V243H206L205 241H207V243L211 242V241H212V238H211V237L213 236L214 233H216L215 230L218 229V227L215 228V227L217 226V222H218V226L220 225L219 228H221V231H219L220 229L217 230V234H218V233L220 234L223 230H225L224 228L227 227V226H225V225H226V220H227V216H226V215H227V213H228L229 211H228V210L225 211V210H226L225 207L227 208V207H230V206H231V209H230V212H229L230 214H229V216H228L229 220H227V224H230V223H231V225H229V226H230L229 228H230V229H233L232 232H229V231H230L229 229H228V231H227V228H226V230H225V232L227 231L226 233L222 232V233H223V236L226 235V234H227V236H229V237L226 236L227 239H226V237H225V239H226L227 241H226V240L224 239V237H223V239H224V240H223L224 242L222 241L223 243L221 242L222 238H221V240L219 239V237H220L219 234H218L219 237H217V236H218L217 234L214 235V236H213V241H212V243H215V242L218 243V242H219L218 244H223L224 246H222V245H218V246H220V247L222 246L221 248H223V247H224V248L218 250V252H219L220 254H218V252H215L216 254H213V255H212V254H210V252H207V253H209V254L212 256V257H210V259H208V255H209V254L204 253L206 250H205V251L202 250L203 253H202V252H201V253H202V255H204L205 257H204V256H203V257L201 256V257H202V258H205V259H208L209 261L212 260V261H211L212 263H211V262L208 263L209 261L207 262L206 260L203 261L204 259H202V258H201L202 260H200V262L203 261V262H201V263H203V264H214V263H215V264H216V263L219 264V263L221 262L220 264H222V263H224V262L227 263V262L230 261V260L233 261L234 255H236V256H235L236 258H234L235 261H236V259L239 257L237 250H236V252H235L234 249H236V247H237L238 245H240V240H239V239H236L237 241H235V242H236L237 246H236V244H235V246H232V245H231V243H233V245H234V240H233L234 238L231 236V233H233L234 230L236 231L237 228H236V227L233 228L232 225H233L234 223H232V222L229 223L228 221H231V220L234 221V222H235V220H236V221H241V217L239 218V216H240V215L242 216V214H243L244 211H241V210L239 209V208H240V207H238V206H240L239 202L241 203V205H243V207H242L241 209H242V210H246L245 212L247 213V217H253V216L255 215V213H253V212H256V209H257V205H258L257 203H259L260 199H261L262 201L264 200V194H263V193H264V189H263V190H259L260 187H261V185H262V186L264 185V182H263V181L260 182V180L264 179V167H262V166H261V167L258 166L260 172H258L259 170H257L256 168H255V169H256L255 171H249V170H248V165H249V168H250V162H251L250 158H251L252 160L254 159L253 156H254V157L258 156V158H261L262 156H260V155L264 154V153H263L264 151L262 150V148L264 149V147H261V149H260V150H262V151H261L262 153H261V152L259 151V148L256 147V146H259L261 142L259 143V145L255 143V144H256V146H255L256 148H255L254 146H252V147H254V148H252V149H250V150H254V149L256 150V149H258V151L256 150L257 153H255V154H258V155H255V154H254V155H251V154H250L251 152H250V153H249V151L247 152V150H246L247 147L244 148L245 146L242 145V144L248 143L250 140H253V139H254L253 137H250V138H247V137L253 135L255 132L259 133V132L257 131V128L259 127L258 123H257V125L255 124V127L258 126V127L255 128V129H253L254 126L252 125L253 128H250V132L252 131L253 134L250 135V132L247 130V129H249V128H247V127H248L249 125H250V127H252V126H251V123H250L249 125H248V124L246 125V122L249 123V121H250L249 119H250V118H249V116H248L247 118H245V117H243L242 113H239V114H241V117H243V121L246 120L245 125L247 126V127L245 126V127L247 128V129H246V132H244V131H242V132H243L244 134L248 133V136H247V134H246L245 136H243V138L245 139V140H243L244 143H243L242 141L240 142V141H238V140H241V139H239V138H241L242 135H241V136H238V135H240V134H238V130H237L238 126H236V125H234L235 127L233 126V124H234L233 122H234L235 119H233V117H232L229 113L226 112L227 109L225 110L224 108L219 107V105H218L217 103L215 104V103L213 102V101L217 102L218 100H217V101H216V100L211 101L212 104L214 103L215 105L218 106V107L215 106V107H216V108H215L216 111H218V110H221V111L224 110V113L221 112L220 115L223 116V114H226V115L229 114V115L232 117L233 122H232L231 118H230L229 116H227V117H229V118H228V121H227L226 123L223 122V124L225 123L224 126H226V125L228 124L229 121L232 122V123L229 122L228 125L234 127V129H232V127H231V128L229 127V128H230V130H231V129H232V130H235V129H236V131H237L236 135L238 134V135H237V136H238V139H237V136L235 135V133H234V134L232 133V134H233V135L231 134L232 137H231V138H227V140H225V139H226V137H225L226 135H225L224 137L221 136V135H222V132L225 131V130H223L222 128L219 127V130H220V131H218V132H219L220 134L217 133V131H214V132H212V133L215 135V137H214L213 134H212L213 136L211 135V132H210L211 130H209V129H211V128H209L210 126L208 125V126H209L208 129L205 130V131L207 132V131L209 130L210 133L208 132V134H209L210 137H209L208 135H207V136H208L209 138H211L212 140L216 139V141L214 140V141L212 142V144H213V143H216V145L213 144V146H212L213 148H212V147H210V146H211V143H210V140H211V139H210V140L208 139L209 142H208V144H207V141H205V140H207V137H204V135H206L207 133H205V134L202 133V132H204V131H202V130L206 129V127H207V126L205 127L204 124H203L204 122H207V121H206L207 119H208V120L210 119V120L208 121V123H209L210 125L213 124V123L215 124V120H216V118H215L214 122L211 121V120H213L212 118H214V116L210 117L211 114L209 113V111H210L211 113L215 114L216 111H215L214 108H213L214 106L211 105V107L213 108V109H211V110H213V111H215V112H213V111H211L210 109L207 108V109L209 110V111H208V115H209L208 118H207V115H204V114H207V113L202 112L203 110H201V112H198V115H201V114H202L201 116H203V115L205 116V117H203V118L200 116L202 119H206V120H203V122H202V121H199V120H198V121L196 120L197 123H198V122H199V123L202 122L201 124H203V126L205 127V128H204V127L202 128V127L198 126V124H197V125L195 124L196 126L202 128V129L200 130V128L197 129L196 126H192V124H194V121H193V120L195 119L196 116H195L194 119H193V117H192L191 115H192L193 112H195V113L193 114V116H194V115H197V114H196L197 111H193V112L191 111V114L189 115V117H192V118L190 119V121H188V120H187L188 122H187V121H184V120H186V118H187V116H188V115L185 116L186 111H187V113L190 111L189 109H187L188 106L185 107V109H187V110L182 109L183 111H185V113L183 114V112L178 113V112H180V110H181L182 107H179L180 110H179L178 107H177V108H176V111H175V108L173 107V108H174L173 112H172V109H173V108H172L171 110H168V107H167V111H165L166 108H165V110H163V109H164V106H165V105L168 106L167 104H165V103H168V102H165V103H164L165 105H164L163 103L161 104V103L159 102V103H160V108H161V110H162V114H163V116H165V118H166V117L170 118V119L166 118L167 120H166V119L164 120L165 123L162 122V121L159 119V117L156 116V115H158V113L161 112V110H160V112H158V111H159V110H158V107H159V106H156V105H159V104H156V105H155V102H158V101H159V100H157ZM180 98H181V97H180ZM207 98H208V100H207ZM209 98L211 99L210 101H209ZM219 98H220V97H219ZM248 98H247L246 100H249ZM253 98H254V97H253ZM109 99H110L111 102H112L114 98H113V97H112V98L109 97ZM164 99H165V98H164ZM189 99H190V98H189ZM215 99H216V96H215ZM221 99H222V97H221ZM227 99H228V98H227ZM258 99H259V98H258ZM110 100H109V101H110ZM151 100H152V98H151ZM151 100H150V98H147V100H146L147 104H148V103L150 104V103H151ZM252 100H253V99H252ZM260 100L262 101V99H260ZM109 101H108V103H109ZM160 101H161V100H160ZM162 101L164 102V100H162ZM174 101H173V102H174ZM222 101H223V100H222ZM227 101H228V100H227ZM230 101H232V99H231ZM111 102H110L109 106L113 103V104H114L113 106H114V107H117V105H115L117 102H115V103H114V102L111 103ZM223 102H224V101H223ZM248 102H249V101H248ZM248 102H247V103H248ZM152 103H151V104H152ZM218 103H219V102H218ZM220 103H221V102H220ZM229 103L231 104V102H229ZM232 103H234V101H233ZM235 103H234L233 105L236 106L237 104H235ZM262 103H264V102H262ZM151 104H150L149 107L152 109V105H153V104H152V105H151ZM170 104H171L172 106H171ZM174 104H175V103H174ZM179 104H180V105H179ZM192 104H193V105H192ZM214 104H213V105H214ZM221 104H222V103H221ZM245 104H246V106H244ZM222 105H223V104H222ZM228 105H229V104H228ZM248 105H249V103H248ZM113 106H112V107H113ZM147 106H148V105H147ZM182 106H183V104H182ZM185 106H186V105H185ZM225 106H226V105H225ZM229 106L231 107V105H229ZM235 106H234V107H235ZM237 106H238V105H237ZM243 106H244V107H243ZM250 106H251V105H250ZM252 106H253V104H252ZM252 106H251V107H252ZM112 107H109V109L112 108ZM156 107H157V109H154V108H156ZM200 107L198 106L199 109H202V108H200ZM251 107H250V108H251ZM150 108L148 109V111L150 110ZM162 108H163V109H162ZM170 108H169V109H170ZM195 108H196L195 110H198L197 107H195ZM204 108H206V107H204ZM240 108H241V107H240ZM261 108H263V107L261 106ZM177 109H178L179 111H178ZM230 109H231V108H230ZM234 109H235V108H234ZM238 109H239V108L237 107L236 110H238ZM188 110H189V111H188ZM231 110H233V109H231ZM231 110H230V112H232ZM236 110H235V113H236ZM248 110H249V109H248ZM259 110L261 111L262 109H259ZM263 110H264V109H263ZM151 111H152V110H151ZM204 111H205V110H204ZM228 111H229V109H228ZM239 111H240V110H239ZM244 111H245V110H243L242 112H244ZM163 112H165V113H163ZM166 112H167V113H166ZM171 112H172L173 114H174V112H175L174 116H176V115L179 114L178 117L181 118V120H179V118H177V119H178L177 121H178V122H179V121H182V123H183V121H184L183 124H184L185 126H184L183 124H178V125H176V124H177V123H176V119L173 118V114L170 115ZM219 112H220V111H218L217 114H219ZM225 112H226V113H225ZM246 112H247V111H246ZM248 112H249V111H248ZM262 112H264V111H262ZM148 113H149V112H148ZM189 113H190V112H189ZM189 113H188V114H189ZM232 113H233V112H232ZM235 113L233 114V116H235ZM112 114H113V113H112ZM165 114H166V115H165ZM182 114L184 115L185 118L183 117ZM236 114L238 115V112H237ZM168 115H170V116H168ZM198 115H197V117H198ZM226 115H225V117H226ZM245 115H246V113H245ZM247 115H248V114H247ZM247 115H246V116H247ZM159 116H160V114H159ZM171 116H172V117H171ZM215 116H216V114H215ZM222 116H220V117H222ZM238 116H239V115H238ZM238 116H237V117H238ZM157 117H158V118H157ZM176 117H177V116H176ZM182 117H183L184 120L182 119ZM189 117H188V119H189ZM200 117H199L198 119H201ZM160 118H162V117L160 116ZM171 118H172V119H171ZM222 118H223V117H222ZM244 118H245V119H244ZM262 118H264V116H263ZM162 119H164V117H163ZM173 119L175 120V122H174ZM219 119H220V118H218V120H219ZM236 119H237V118H236ZM238 119H239V118H238ZM238 119H237V122H238V124L240 125V126H239V128H240V127H242V126L244 125V122H241V123H243V125L241 126V124H240L239 122L242 121V120L238 121ZM247 119H248L249 121H247ZM156 120H157V121L160 120V121L162 122V123H161V122L159 121L161 124L158 122V123L160 124V127H159V125H158L157 122L155 123ZM170 120H172L173 123H172ZM223 120H224V119H223ZM225 120H227V119H225ZM225 120H224V121H225ZM167 121H168L169 123H168ZM210 121H211L212 123H211ZM219 121H220V120H219ZM219 121H217V123L220 125V122H219ZM221 121H222V120H221ZM186 122H187V123H186ZM189 122H193V123L191 124V123H189ZM252 122H253V124H254V121H252ZM262 122H263V121H262ZM179 123H181V122H179ZM185 123H186V124H185ZM263 123H264V122H263ZM188 124H190V125L192 126V128H195V127H196L195 130H197V131L200 130V131H198V132L200 133L199 136H195V135H193V136L195 137V139H198L197 137H200V136H201V133H202V136H201L200 138L203 137L204 139L202 138V139H200V140H199V139L196 140V143H195V144H194V142L192 143V141H189V139H190L192 136H191L189 139H187V138H188V135H190V134H188V132H186V130H185L186 127L188 126ZM205 124H207V123H205ZM236 124H237V123H236ZM162 125H163V126H162ZM182 125H183V126H182ZM186 125H187V126H186ZM190 125H189V126H190ZM219 125H218V126H219ZM169 126H170V127H169ZM172 126H173L174 128H173ZM178 126H179V127H178ZM189 126L187 127V131H188V128H189V130L192 129V128L189 127ZM215 126H216L215 128H216V130H217V127H218V126H217V125H215ZM222 126H223V125H222ZM165 127H166V128H165ZM171 127H172V128H171ZM181 127H182L183 129H182ZM245 127L243 126V127H242L243 129H242V130H244ZM262 127H264V126H262ZM184 128H185V129H184ZM190 128H191V129H190ZM215 128L213 127L214 130H215ZM223 128H224V127H223ZM229 128H227V129H229ZM169 129H170V130H169ZM213 129H212V130H213ZM262 129H263V128H262ZM155 130H156V128H155ZM184 130H185V132H186L188 135L184 132ZM230 130H229V131H230ZM162 131H163V132H162ZM192 131H194V129H192ZM197 131H196L195 133L198 135ZM221 131H222V132H221ZM226 131H227V130H226ZM229 131H228V132H229ZM171 132H172V133H171ZM189 132H190V131H189ZM228 132H227L226 134H228V136H229V134H230L231 132H230V133H228ZM232 132H233V131H232ZM234 132H235V131H234ZM93 133L95 134L94 136H96V131H95V130L93 131ZM164 133H165L166 135H169V136H168L169 138L167 137V138H168L167 140H164V138L166 137ZM170 133H171V136H170ZM176 133H177V134H176ZM215 133H216V134H215ZM223 133H224V132H223ZM239 133H240V132H239ZM160 134H161V135H160ZM162 134H164V135H162ZM174 134H175V136H176V137H174V139L177 138V140H175V141H174V139H173ZM192 134H193V132H192ZM203 134H204V135H203ZM241 134H242V133H241ZM244 134H243V135H244ZM262 134H264V133H262ZM218 135H220L221 137H219ZM223 135H224V134H223ZM231 135H230V136H231ZM234 135H235L236 137H235ZM164 136H165V137H164ZM177 136H178V137H177ZM211 136H212V137H211ZM217 136H218V138H217ZM228 136H227V137H228ZM233 136H234V137H233ZM171 137H172V138H171ZM245 137H246V138H245ZM92 138H93L92 141H94V137H92ZM184 138H185L186 140H184ZM223 138H224V139H223ZM243 138H242V139H243ZM95 139H96V138H95ZM101 139H102V142H101V143H104V142H111V140H110V141H106V140H105V141L103 142L104 139H103V138H101ZM101 139H100V140H101ZM182 139H183V140H182ZM192 139H194V138H192ZM192 139H191V140H192ZM263 139H264V138H263ZM96 140H98V138H97ZM96 140H95V142H97ZM100 140H99V142H100ZM168 140H169V141H168ZM166 141H168V142H166ZM193 141H195V140H193ZM200 141H201L202 143H201V144H200V143L197 144V142H200ZM204 141H205V142H204ZM224 141H226V142H224ZM253 141H254V142H255V141H256V142L258 141V142H259V141H262V140L259 138V139H254ZM203 142H204L205 144H203ZM254 142H253V143H254ZM262 142H263V141H262ZM93 143H94V142H93ZM93 143H92V145H91V143H90V144L88 143V144H89L92 148H95V147H96V144H93ZM111 143L113 144V141H112ZM250 143H252V141H250ZM250 143H248V145H250ZM108 144H109V143H107L106 145H108ZM112 144H109L110 147H112V146H111ZM177 144H178V146H176ZM179 144H180V145H179ZM181 144H182V145H181ZM186 144H187V146H188V144L191 145V148H189V149H188V148H183V145L185 146ZM202 144L205 145V147H204ZM206 144H207V145H206ZM261 144H263V143H261ZM109 145H108V146H109ZM195 145H200V146H198L197 150H200L199 148H202L204 151L201 149V152L198 151L199 153L197 154V153H196L197 151H196V149L194 148ZM208 145H209V147H210L212 150L208 147ZM248 145H247V146H248ZM252 145H254V144H252ZM175 146H176V147H179V146L182 147V148L179 147V148L181 149V152H182L183 149H188V151H190L191 149H195L196 152H193V150H191V151H192L194 154H196V156L198 155V156L201 157V158H199V160H202V158H203V160L200 161V163H201V164H200V163H199V160L196 161L197 157H193L194 154L192 155V154H191L192 152L190 151L189 154H191L192 157L190 156L191 158H189V161H188V159H187V157H189V154L187 155L188 151L186 152V151L184 150V152H186V153H185V156H183V153H182V156L185 157V159L182 158L181 155H177L178 157L176 156L175 159L177 158L178 160L175 161V160L173 159V160L169 161L170 164H172L173 161H174V165H175V166L172 165V166H173V167H172L170 164H169V166H170L171 168H173V169H172V174H174V175L176 174L175 176H176L177 178H178V176H180L179 179H175L174 175L171 177L172 174H169V171H166V172H165V170L170 169L169 166H166V164L168 165L167 162L164 161L165 166H164V164H163L162 162H160L161 160L163 161V158L165 157L166 154L169 155V152H170V154H171V155H170V159H171L172 154H174V153H175V154H178L177 152H178V149H179V148L177 149V148H175ZM192 146H193V148H192ZM214 146H216V148H214ZM261 146H262V145H261ZM263 146H264V144H263ZM185 147H186V146H185ZM189 147H190V146H189ZM207 147H208V148H207ZM249 147H250V146H248V148H249ZM171 148H172V149H171ZM206 148H207V149H206ZM169 149H171V150L169 151ZM205 149L208 151L207 154H205V151H206ZM215 149L218 150V153H219V154H218V153H217V154L215 153V151L217 152V150H215ZM154 150H155V151H154ZM159 150H160V149H159ZM213 150H214V151H213ZM168 151H169V152H168ZM171 151H172V152L174 151V153H172ZM209 151H210V152H209ZM181 152H180V153H181ZM202 152H204V153L201 154ZM253 152H254V151H253ZM253 152H252V153H253ZM259 152H260V153H259ZM180 153H179V154H180ZM213 153H214V154H213ZM225 153H226V154H225ZM199 154H200V155H199ZM208 154H209V155H208ZM210 154H211V155H210ZM259 154H260V155H259ZM150 155L153 156V157H151ZM160 155H162V156H164V157H162V159H161ZM168 155H166L165 159L169 157ZM204 155H205V156H204ZM223 155H225V157H224ZM167 156H168V157H167ZM174 156H175V155H173V157H174ZM259 156H260V157H259ZM154 157H156V159H157V158H160L159 161H158V160L155 161V160H154ZM219 157H220V158H219ZM223 157H224V158H223ZM263 157H264V156H263ZM150 158H153V160H151ZM179 158H181L183 162L185 161V163L183 164ZM194 158H196V159L194 160V161H195V164H196V162L199 163V165L197 164V165H198V169H197V166H196V169H197L198 172H199L198 174L195 172L196 169H194V168H195L194 161H193ZM204 158H205V159H204ZM168 159H169V158H168ZM186 159H187V162H186ZM191 159H192V160H191ZM220 159H221V160H220ZM226 159H228V161H227ZM263 159H264V158H263ZM263 159H262V158L260 159V161L262 160V163H263ZM204 160H205V161H204ZM224 160H225V161H224ZM247 160H250V162L248 161V162H249V163H248ZM154 161H155V162H154ZM214 161H215V163H213ZM219 161H220V162H219ZM253 161L255 162L256 159H254ZM258 161H259V159L257 160V163H255V164L259 165ZM202 162H203V164L206 163V164H204L205 167L203 166ZM223 162H226V163L228 162L227 164H228L230 167H229V168H228V167L225 168V166H226V165H225V166H222V168H221V165H219L218 163L222 164ZM175 163H176V164H175ZM177 163H178V164H177ZM226 163H225V164H226ZM246 163H247V164H246ZM252 163H253V162H252ZM162 164H163V167H162ZM214 164H215V165H214ZM216 164H217V165H216ZM201 165H202V167H201ZM218 165H219L220 167H219ZM222 165H224V164H222ZM228 165H227V166H228ZM252 165H253V164H252ZM260 165H261V164H260ZM263 165H264V163H263ZM184 166H186V168H185ZM191 166H192V167H191ZM199 166L201 167V169H199ZM217 166H218V167H217ZM190 167H191V169H190ZM254 167H255V166H254ZM184 168H185V169H184ZM187 168H188V169H187ZM219 168H221V170H219ZM189 169H190V170H189ZM239 169H241V170H239ZM246 169H247V170H246ZM176 170H177V171H176ZM188 170H189L190 172H192V174H193V173H196L197 175L194 174V175H196V176H195V177H192V176H194V175L191 174V175H190L191 178H188V177H189L188 174L190 173V172H188ZM199 170H200V171H199ZM237 170L239 171V172H238V175H237V173H235ZM170 171H171V170H170ZM247 171H249V172H247ZM173 172H174V173H173ZM180 172H181V173L183 172V174H184L185 172H188V173L185 174V175L188 176V177L186 178L185 175L183 176ZM256 172H257V173H256ZM164 173H165V174H164ZM166 173H167V174H166ZM179 173H180V175H178ZM260 173H261V174H260ZM153 174H154V176H153ZM168 174H169V175H168ZM224 174H225V175H224ZM258 174H259V175H258ZM159 175H161V174H159ZM148 177H149V178H148ZM228 177H229V178H228ZM147 178H148V180H149L150 182L147 180ZM170 178H171V179H170ZM181 178L185 179V180H184L185 182H186V181H189V182L184 183L183 179L181 180ZM260 178H261V179H260ZM186 179H187V180H186ZM189 179H192V180H189ZM199 179H200V180H199ZM223 179H224V180L227 179V180L225 181V184H226L227 187H226V186H223L224 188L226 187L227 190L225 191V190H223V188H222V190H221L220 192H221V193H222V191L227 192V191L229 190V191L227 192L228 195H227V193H226V197H225V195H224L225 193H222V194L224 195V197H225V200H228V201H227L228 204H229V201L232 200V201L230 202L229 206H226V205H227V202H226V201H225V202H226V205H225V202L223 201V200H224V199H223V195L218 194V191H217L216 189H215V191H217V193H213V192H215V191L212 190V187H214V186H215L214 188H216V187L219 186L218 188L220 189L222 183H223V185H224V181H223ZM171 181H172V182L174 181V182H173V184H174V187H173L174 190H175V188H179L180 184H182V186H180V188H179V189H181V190L178 191L179 189H177L176 191L173 192V188L171 187V183H172ZM176 181H177L178 183H179V181H180V184H178ZM181 181H182L183 183H182ZM195 181H196V182H195ZM257 181H259V182H257ZM168 182H170V184H169ZM175 182H176V183H175ZM191 182H193V183L191 184ZM262 182H263V183H262ZM134 183H135V182H133V186L136 187V183H135V184H134ZM150 183H151V184H150ZM152 183L154 184V186H153ZM197 183H198V184H197ZM200 183H203L204 185L202 184V186H205V187L202 188V187L200 186ZM229 183H230L231 187L233 186L232 184H234V185L237 184L238 186H237V185H236L237 187H236V186H233V187H235V188L232 190L233 187L230 189V185H229ZM235 183H236V184H235ZM259 183H261V185H260ZM163 184H165V186H166V184H168L169 186L167 185L166 187H165V186L163 187ZM173 184H172V186H173ZM188 184H189V185H188ZM194 184H196V185H194ZM227 184H228V185H227ZM140 185H143L142 188H139V187H141ZM159 185H162V186L159 188ZM175 185H176V186L179 185V186L175 187ZM183 185H184V187H183ZM191 185H192V186H191ZM197 185H198V186H197ZM209 185L212 186V187H210ZM243 185H244V186H246V185L251 186V189L253 188L252 190H253L254 192L257 191L256 188H258V191L260 192L259 194L262 193L261 196H263V197H261V196H260L261 198L258 197V199H259V201H258V199L255 198V196L258 194V191L256 192L257 194L254 193V194H255V196H254V195H252L253 193H252V190L250 189V187L246 186L245 188H246L247 190H248V188H249L250 194H251L252 196H254L253 198H255V199H256L255 201H257V202L253 201L252 203H250V202H251V198H252V196H251V195L247 196L248 193H247L246 189H244V187H243V191H241V190H242V187H240V186H243ZM155 186H158V187H155ZM189 186H191V187H189ZM193 186H194V187H193ZM199 186L201 187L202 191L199 190V188H200ZM154 187H155V188H154ZM182 187L184 188L183 190H182ZM185 187H186V188H185ZM196 187H197V188H196ZM247 187H248V188H247ZM149 188H150V189H149ZM152 188H153L154 190H155L156 188H158L159 190H158V189H157V190L159 191V193H158L157 190H156V191L152 190ZM164 188H165V189H164ZM166 188H168V189H166ZM169 188H170V189H169ZM195 188H196V189H195ZM214 188H213V189H214ZM218 188H217V189H218ZM228 188H229V189H228ZM263 188H264V186H263ZM146 189H147V187H146ZM162 189H163V190H162ZM204 189H205V190H204ZM206 189H208V191H206ZM219 189H218V190H219ZM149 190H151V192L153 191V192H152L153 195H151L150 192H148ZM160 190H161V191H160ZM165 190H166V191H165ZM167 190H168L169 193H167ZM171 190H172V191H171ZM192 190H195V191L192 192ZM230 190H231V191H230ZM162 191H163V192H162ZM170 191H171V192H170ZM181 191H182L183 194L180 193ZM187 191H189V192H187ZM196 191H197V192H196ZM199 191H200L201 194L198 193ZM233 191H235V192L232 193ZM240 191H241V192H240ZM261 191H262V192H261ZM154 192H155V193L157 192V193L155 194ZM164 192H165V193H164ZM175 192H176V193H175ZM184 192H186V193H184ZM194 192H195V193H194ZM206 192H210V193H208V196L211 197V198H207V199H205L206 197H203V196H206V195H207ZM220 192H219V193H220ZM243 192H244V193H243ZM148 193H149V194H148ZM171 193H173L174 196H172ZM177 193H179V195H178ZM211 193H213V195H212ZM229 193H230V194H229ZM245 193H246V194H245ZM160 194H162L163 196H161ZM166 194H167L168 196H166ZM180 194H181L182 196H181ZM189 194H190V195H189ZM202 194H203V196H202ZM210 194H211V196H210ZM214 194H215V195H214ZM233 194H234V195H233ZM240 194H241V196H240ZM242 194H245L247 197L244 196V195H242ZM156 195H157V198H156ZM183 195H184V199H183ZM185 195H186L187 197H186ZM195 195H196V196H195ZM197 195H198V196H197ZM230 195H231V196H230ZM232 195H233L234 197H232ZM158 196H161V197H158ZM179 196H181V199H183L184 204H183V202H182L181 200H179V198H177V197H179ZM194 196L196 197V199H197L198 201H201V202H198L199 204L197 203V201H196L195 198H193V199L195 200V202H193V200H190V202H189V200H187V199H190L191 197H194ZM208 196H207V197H208ZM221 196H222V198H221ZM250 196H251V198H250ZM154 197H153V199H154ZM175 197H176V198H175ZM214 197H216V198H214ZM242 197H244V198H245V197H246V198L249 197L250 199L248 198V199H246V200L244 201V200H242ZM146 198H148V199H146ZM234 198H235V199H234ZM238 198H239V200H238ZM244 198H243V199H244ZM163 199H164V200H163ZM176 199H177V200H176ZM209 199L212 200V202H211L212 204H211V203H208V202H210ZM178 200H179V201H178ZM204 200H207V201H208V202L206 201V202H207L206 205H204V204H205V201H204ZM220 200L223 201L224 203L221 202ZM233 200H235V202H236L235 204H236V205H237V203L239 204L238 206H236V209H235V210L237 211V207H238V209H239L241 212L237 211V214L235 213V215H237V216H238V219H240V220H237V218H235V216H234V212H235V211H234L233 207L235 208V206H234L235 204L233 203V202H234ZM237 200H238L239 202H237ZM247 200H248V201H247ZM253 200H254V199H253ZM152 201H153V202H152ZM180 201H181V202H180ZM191 201H192L193 203H192ZM202 201H204V202H202ZM214 201H215V203H216V201L218 202V205H217L216 207L213 206V205L215 204ZM246 201H247L248 203L252 204V205H253L254 203L257 204V205L254 204V206L256 207V209H255L254 206H253L254 208H249V207L247 208L246 205L249 206L250 204H246V203H245ZM249 201H250V202H249ZM151 202L153 203V205H151V204H152ZM148 203H151V204H148ZM201 203H202V204H201ZM176 204H177V205H176ZM180 204H181V206H180ZM207 204H211V205H207ZM216 204H217V203H216ZM216 204H215V205H216ZM219 204H220V206H221L220 208H219ZM222 204H223V205H222ZM263 204H264V201L262 202V205H263ZM188 205H189V207L191 206L190 209L186 208V207H188ZM203 205H204V206H203ZM244 205H245L246 208L244 207ZM222 206H225V207H223V209H222ZM260 206H261V201H260ZM86 207H88V209H90V211H87V210H86V209H87ZM164 207H167V206H164ZM195 207H196L198 210L202 209V212H203L204 214L201 213V210L198 211ZM209 207H211V208H209ZM217 207H218V208H217ZM250 207H251V205H250ZM192 208H193V209L195 208V210H197V211L193 210ZM214 208H215V210H213ZM100 209H102V210H100ZM170 209H171V210H170ZM204 209H205L206 211H204ZM247 209H248V210H247ZM249 209H252V210H249ZM253 209H254V210H253ZM91 210H93L95 213H94L93 211H91ZM145 210H146V211H150V214H149L148 216L146 215V213H144ZM192 210H193V211H192ZM217 210H218V211H217ZM220 210H224V212H222V211H220ZM231 210H232V213H233L232 215H233V216L231 215ZM109 211H110L111 213H110ZM133 211H134V210H133ZM133 211H132V212H133ZM170 211H173V213H172V212L169 213ZM190 211L193 213V214L191 215L192 217H194L197 213H199V214H198L199 216L202 214V215H201V218H203V216L205 215V213H207V214L209 215V217H213V221H212L210 218H209L210 220H208V223L210 222V223L208 224V226H211V224L213 225L212 230H211V227L207 228V226H205V224H202V225H203V228L200 227L199 225H201V224H199V220H200V221H203V220H205V219L201 220V219H199V218H198V219H196V218H195V219H194V218H190V217H191V216L189 215L190 213H188V212H190ZM214 211H215V213L217 214V215L214 214V215H216L215 217H214V216L212 215V213H211V212L214 213ZM216 211H217V212H216ZM233 211H234V212H233ZM247 211H249V212H250V211H253V212H250L251 214H252V213H253V214L251 215V214H249ZM90 212H92V213H90ZM96 212H97V213H96ZM138 212H139V213H138ZM151 212H153V213H151ZM179 212H181V213H183V214L188 213L187 216H190V217H189V220H190V219H191V220L194 219V220H195V221H194L195 226L197 225L198 227L202 228V230H204V231L201 232L200 235H198V233H199L200 231L198 232L197 230H201V229H197V226H196V231H195V229L193 230V228H195V227L193 226L194 224H193V225L191 224V227H190V225L188 226V224L191 223V222H193V221L190 220L191 222H189L188 220H186V219L188 218L187 216H185L186 214L181 216V214H180ZM195 212H197V213L195 214ZM225 212H227V213L225 214ZM238 212H239V214H240V213H241V214L239 215ZM245 212H244V213H245ZM93 213L95 214L94 216H92ZM100 213H101V217H103V215L105 214V216L107 217V219H108V217H109V220H106V219L104 218L105 216H104L103 218H101V217H100ZM103 213H104V214H103ZM116 213H117V214H116ZM143 213L145 214L146 220H147V217L149 218L150 216H152V219H153V220H152V219H149V220L146 221V222H148V223L150 224V227H151V228H150V227H147V228H149V229L145 228L144 225H146V224L143 225V223H142V221L145 222V221H144L145 218H144V219H143V218H139L140 215H141V217L144 216ZM147 213H148V212H147ZM177 213H179V214H177ZM209 213H211V214H209ZM96 214L99 215V217L96 216ZM102 214H103V215H102ZM137 214L139 215V217L137 216ZM169 214H172V215H169ZM207 214H206L205 218H208V217H207V216H208ZM220 214H221L222 216H221ZM116 215L119 217V218H118L119 222H120L121 217L123 216V220H121V222L118 223L117 226H116V224H114V223H115V219L117 220V216H116ZM155 215H154V216H155ZM159 215H158V216H159ZM162 215H161V216H162ZM219 215H220V216H219ZM250 215H251V216H250ZM91 216H92V217H91ZM120 216H121V217H120ZM132 216H133V217H132ZM134 216H135V217H134ZM161 216H160V217H161ZM217 216H218V218H216ZM237 216H236V217H237ZM93 217H94V218H93ZM162 217H163V216H162ZM181 217H182V218H181ZM184 217H187V218L185 219ZM196 217H197V216H196ZM221 217H222V219H220ZM111 218H112V219H111ZM124 218H126V219H124ZM135 218H136V219H135ZM183 218H184V219H183ZM214 218H216L217 220L214 219ZM96 219H97V220H96ZM101 219H103L104 222L107 221V222L109 223L110 226H108V228H106L107 225H108V223H107V225H106V223H105V225H101V224H100V223L102 222ZM129 219H132V220L134 219V220L132 221V220H129ZM139 219H141V221H138ZM142 219H143V220H142ZM160 219H161V220H164V221H165V224H161V223H164V221L162 222ZM166 219H168V220H170V221L167 222L168 220H166ZM230 219H231V220H230ZM93 220H94V221H93ZM113 220H114V221H113ZM118 220L116 221V223L118 222ZM196 220H198V221L196 222ZM221 220H223V221L225 220L224 223H223ZM95 221L98 223V225H100V226H99L100 228H99L98 226H96V224H95L96 222H95ZM112 221H113V222H112ZM122 221H124V222H122ZM160 221H161V222H160ZM186 221H187V222H186ZM215 221H216V222H215ZM93 222H95V223L93 224ZM146 222H145V223H146ZM159 222H160V223H159ZM206 222H207V221H206ZM206 222H205V223H206ZM214 222H215V225H216V226L214 225ZM66 223H67V221H66ZM122 223H123V225H122ZM168 223H169V224H168ZM173 223H174V222H173ZM180 223H181V226H180ZM186 223H187V224H186ZM196 223H197V224H196ZM222 223H223L224 225H223ZM241 223H242V224H241ZM69 224H70V225H69ZM102 224H104V223H102ZM120 224H121L123 227H122ZM125 224H128V225L130 224V225H129V228H130V226H132L131 228H132V231H133V232L129 233L127 230H131V228L129 229V228L127 227L128 225L125 226ZM137 224H138V226H137ZM149 224H147V225L149 226ZM160 224L162 225V227L159 226ZM182 224H183V226H182ZM198 224H199V225H198ZM237 224H239V226L242 225V227H245V228H247V226H248L246 223L244 224V222H242V221H241L240 223H239V222H238V223L236 222L234 226H237ZM240 224H241V225H240ZM67 225H66V226H67ZM93 225H94V226H93ZM113 225H115V226H114L115 229H113L114 231L111 229V228H113V227H111V226H113ZM119 225H120L121 227H120ZM147 225H146V226H147ZM164 225H165V226L168 225V226H166L167 229H164V228H165ZM178 225H179L180 227H182L183 229H184V228L187 229V231H184L185 229H184V230H183V229H180V227H179ZM222 225H223V228H222ZM244 225H245V226H244ZM70 226H72L73 229H72V228L70 229ZM95 226H96V227H95ZM102 226L105 227V230H103V229L101 228ZM118 226L120 227V229H119ZM124 226L126 227V228H125L126 231H125V229L123 230ZM142 226H144V229H145V230L147 229L146 231H148V233H146V232L144 231V229H142ZM192 226H193V228H192ZM214 226H215V227H214ZM239 226H237V227H239ZM87 227H88V228H87ZM97 227H98L99 229H98ZM104 227H103V228H104ZM153 227H154V228H153ZM158 227H159L161 230L164 229V230L161 231V232H163V233L160 232V230H159ZM163 227H164V228H163ZM171 227H172V225H171ZM189 227H190V229H189ZM204 227H206V228H204ZM231 227H232V228H231ZM74 228H76V229H74ZM93 228H94V229H97V230H94ZM121 228H122V229H121ZM191 228H192V230H191ZM80 229H81V225H80ZM92 229H93V230H92ZM134 229H135V230H134ZM150 229H151V231H152V229H153V231H154L155 234H153V233H152V234H153V235H156V237H157L158 239H161L160 237H162V236H163L162 239H164V237L166 238V236L171 237L170 233L172 234V232H173L172 235L175 234L176 236H175V235H174L175 237L172 236V237H173L172 240L175 241L174 238H177V240H180V237H181V238H182V241H180V242L183 243V244H185V245H183V244L181 245V243L179 242V243H180V244H179L177 241H176V243H177V245H176V244H174L175 242H174V241L172 242L171 240H169V241L172 242L173 244H171V243H169V242L164 243V242H166V241H164V240H166V239L168 238V237H167V238L164 239V240L161 239L162 241H160V242H163V241H164L163 244L166 245V244L169 243V244H171V246L168 244V245L165 247V245L160 244V246H163L164 249H163L162 247L159 248V246H158V244H157V242H156L157 239H156V240H153V238L151 237L152 234H151V233L149 234V232H150L149 230H150ZM154 229H155V230H154ZM169 229H170V233H169L170 236L167 235V234L165 233V232L168 231ZM179 229L182 230V231H179ZM206 229H208V230L210 229L209 231L211 232L212 236H211V234H209V232H207L208 230H206ZM108 230H109L110 232H109ZM111 230H112L113 233L111 232ZM116 230H117V231H116ZM121 230H122L123 233L125 232L127 235H124L125 233L123 234L122 232L119 233V231H121ZM136 230H138L139 232L136 231ZM165 230H166V231H165ZM171 230H172V232H171ZM189 230H191V231H189ZM202 230H201V231H202ZM92 231H93V232H92ZM115 231H116L117 234L114 233ZM143 231H144V232H143ZM164 231H165V232H164ZM183 231H184V232H183ZM194 231L196 232V234L194 233ZM205 231H206V232H205ZM213 231H215V232L213 233ZM81 232H82V233H81ZM136 232H137V233H136ZM174 232H175V233H174ZM228 232H229V235H228ZM241 232H242V228H240V230H239V232H238L239 236L241 235ZM75 233H76V234H75ZM86 233H87V234H86ZM110 233H112V234H110ZM128 233L131 234V236H129V238H128V235H129ZM132 233H136V234H133L135 237L132 235ZM158 233H160L161 236H160V235L158 236V235H157ZM164 233H165V236H164ZM192 233H194L195 235L192 236ZM202 233H204V234H202ZM206 233H207V235H208V238L210 237L211 241H210V239H208V238L206 237V236H207V235H205ZM234 233H235V236H236V237H239L238 234H237L236 232H234ZM234 233H233V234H234ZM77 234H78V235H77ZM81 234H83V235L81 236ZM85 234H86V235H85ZM102 234H103V236H102ZM109 234H110V236H109ZM119 234H120V236H119ZM121 234H123L124 237L127 236L126 238H124L125 241L121 238ZM147 234H149V235H147ZM189 234H190V235H189ZM73 235H75L74 237H76L75 240H76L77 245H76V243H75V241H74V237H73ZM112 235H113L114 238L116 237V240L119 239V241H115V240H114V243L111 245V244L109 243V241H111V243H112V241H113V239H112V238H113ZM117 235H118L119 237H118ZM123 235H122V236H123ZM136 235H137V236H136ZM209 235H210V236H209ZM104 236H105V237H104ZM132 236H133V237H132ZM184 236H185V237H184ZM188 236H190V238H189ZM204 236H205L206 238H205ZM215 236H216V237H215ZM230 236L232 237V239L230 238ZM233 236H234V235H233ZM59 237H60V236H59ZM59 237L56 236V239H57V238L59 239ZM100 237H101L102 239H101ZM109 237H111V238H110L109 241H108L107 238H109ZM130 237H132V238L130 239ZM153 237H155V236H153ZM156 237H155V238H156ZM172 237H171V238H172ZM221 237H222V234H221ZM64 238H65V237H60V240H59L60 243H59V244H62V245H59V244H58L59 246H63V245L66 244V243L63 244V243L65 242V240H66V238H65V239H64ZM72 238H73V239H72ZM98 238H100L99 241L97 240ZM103 238H106V239H103ZM171 238H170V239H171ZM178 238H179V239H178ZM186 238H188V239H186ZM192 238L194 239V241H192V240H193ZM202 238H200V241H201ZM228 238H229V240L231 239L230 242H229L230 244H228ZM56 239L53 238V240H52V244H53V245H55V242H58V240H56ZM77 239H78V240H77ZM86 239H88V240H86ZM121 239H122L123 241H120ZM128 239L132 240V241H129V242H130V245H129V243L126 242V241H128ZM133 239H134V240H133ZM138 239H139V240H138ZM168 239H169V238H168ZM191 239H192V240H191ZM203 239H202L201 243L203 242ZM206 239H207V240H206ZM216 239H217L218 241H217ZM240 239H241V238H240ZM242 239H243V238H242ZM242 239H241V240H242ZM61 240H62V241H61ZM67 240H68V239H67ZM85 240H86V241H85ZM95 240H96V241H95ZM102 240H103V241H102ZM106 240H107L108 243L111 245V246H110L111 248L108 246L109 244H108V245H104L105 247L108 246L109 249H108V247H106L107 251H106V249H105L106 252H103V253L101 254V253H99V252H101V248L104 247V246H102V245H103V244H106V243H105ZM141 240H142L141 243H142V244H145V245H146V244L149 245L150 243H151L152 245H153V244H154V245L157 244V245H155V246H158V247H154V249H153V254H154L153 257H152V255L150 254V253L152 252V251H151V250H152V249H151L152 247L149 248V247L152 246V245H150V246L148 247L149 249L147 250V248H145V247H147V246H144V245H142L141 243L139 244V241H141ZM185 240H186V242H185ZM189 240L192 241V244H193V245H192L191 242H190V246H189V248H188V247L185 248V246H186L187 244L189 245V243H188ZM68 241H69V240H68ZM82 241H85L86 244H88V245H86L85 242L82 243ZM90 241H91V242H90ZM93 241H94V244H95V243H98V242H99L98 244H100V245H97L98 248H99V250L96 249L95 252H94L93 249H94V247L96 246V244H95V246H94V245H93ZM97 241H98V242H97ZM137 241H138V242H137ZM66 242H67V241H66ZM79 242H80V244H79ZM88 242H90V243H88ZM103 242H104V243H103ZM123 242H124V245H122ZM193 242H194V243H193ZM220 242H221V243H220ZM225 242H226V246H225ZM68 243H69V242H67V245H68ZM116 243L118 244V246H116ZM119 243H120V245H119ZM125 243L128 244V245H126ZM204 243H203V244H204ZM212 243H210L209 245H211ZM216 243H215V244H216ZM78 244H79L80 246H79ZM83 244L86 245V247H87V246H88V247H87V248H84L85 246H84ZM89 244H90V245H89ZM114 244H115V245H114ZM131 244H132V246H131ZM203 244H202V246L204 247L205 244H204V245H203ZM58 245H57V247H58ZM140 245H142L141 247L144 248V249L142 248V251H144L143 253L139 250V249H140ZM174 245H175L174 250H177L178 245H180V248H179V247H178V248H179V249H182V250H180V253H178V254H177V252H179V251H175L177 256L175 255V253H173L174 250L172 249V247H174ZM188 245H187V246H188ZM191 245H192V246H191ZM65 246H66V245H65ZM82 246H84V247H82ZM93 246H94V247H93ZM101 246H102V247H101ZM114 246H115V247H118V248H115ZM120 246H121V247L124 246V247L128 248V250L125 249L124 247H123L124 250H122V248H121ZM127 246H130V247H127ZM133 246H134V247H133ZM176 246H177V247H176ZM193 246H194V247H193ZM205 246L207 247L208 245H205ZM227 246H228V247H227ZM229 246H230L231 248H230ZM53 247H54V246H53ZM68 247H69V246H68ZM105 247H104V248H105ZM119 247H120V248H119ZM138 247H139V249H138ZM168 247H169V248H168ZM170 247H171V249H170ZM233 247H234V248H233ZM240 247H243V248H240ZM96 248H97V247H96ZM113 248H114V249H113ZM156 248H157V249H156ZM225 248L230 249V251H232V248H233L234 252L232 251V252H230V253H227L228 251H226L227 249H225ZM239 248L242 250V252H245V246H241V245H240V246H238L237 249H239ZM117 249H118V250H117ZM119 249H121V250H119ZM162 249H163V251H162ZM168 249H170V250L172 251V253H173L174 256L172 255L171 251H170L171 254H170L169 252H166ZM205 249H206V248H205ZM89 250H92V252L90 251V254L92 253V254H91V255H92V258H91L90 255H89ZM97 250L99 251L98 254L96 253ZM102 250H103V249H102ZM112 250H114V251H112ZM160 250H161V251H160ZM165 250H166V251H165ZM183 250H184V251L186 250L185 253H187L188 256H187V255H186V256L184 255V257H183V256H181V257L179 256V254L181 255V253H182V254L184 253ZM197 250H198V249L196 248V253L199 254L200 252H197ZM69 251H71V248H69ZM149 251H150V252H149ZM156 251H157V252H156ZM168 251H169V250H168ZM181 251H182V252H181ZM193 251H192V252L190 251V252H191L190 255H191L192 257H195V258H192L191 256H189V257H191V258H189L188 260L190 261L191 259H192V260L194 259V261L191 260V261H192L191 263H192V264H195L196 262H197V263L199 262V259H198V258H200V256L198 255V256H199V257H198L196 253H193ZM207 251H209V250H207ZM220 251H221L222 253H221ZM87 252H88V253H87ZM154 252H155V253H154ZM164 252H165L166 255L163 254ZM194 252H195V251H194ZM85 253L88 254L89 258H87L88 256L86 257V255H84ZM95 253H96V254H95ZM148 253H149V258H147V257H148ZM192 253L195 254L196 256H194ZM224 253H225V254H224ZM70 254H72V252H70ZM93 254H94V255H93ZM143 254H144V255H143ZM167 254H168V255L170 254V255H171V258H172V257L175 258V256H176V257L179 256L180 259L183 257V259H185V260L182 259V260L180 261V260L178 259L179 262H178L177 260H175V259L171 260V258H169L170 255H169V257H167ZM222 254H223V255H222ZM226 254H227V255H226ZM228 254H229L230 256H229ZM83 255H84V256H83ZM101 255H102V256H101ZM145 255H147V256L145 257ZM210 255H209V256H210ZM215 255H216V256H215ZM220 255H221V256H220ZM56 256H57V257H56ZM56 256H55V262H54V263L59 264L60 261H58V259H60V257L58 258V255H56ZM93 256H94L95 258H96V257H97V258H96V259H95V258L93 259ZM98 256H99V257H98ZM154 256H155V257H154ZM213 256H214L215 258H213ZM217 256H219V257L217 258ZM232 256H233V257H232ZM53 257H54V256H53ZM156 257H157V258H156ZM163 257H165V258H163ZM228 257H229V258L231 257V259H229ZM56 258H57V259H56ZM86 258L89 259V260H90V259H91V260L93 259V260H92V262H91V260H90V262H89V260H87V262H86ZM226 258H227V261H226ZM156 259H157V260H156ZM162 259H163V261H162ZM196 259H197V261H195ZM213 259H214V260H213ZM224 259H225V260H224ZM94 260H96L97 263H96ZM127 260H128V261H127ZM166 260H167V259H166ZM170 260H171V262H170ZM174 260H175V261H174ZM223 260H224V262H222ZM237 260H238V261H240V260L242 261L243 259H241V258L239 257V259H237ZM56 261H58L59 263H57ZM93 261H94V262H93ZM99 261H100V262H99ZM189 261H188V262H189ZM214 261H216V262H214ZM219 261H220V262H219ZM243 261H244V260H243ZM80 262H81V263H80ZM177 262H178V263H177ZM197 263H196V264H197ZM201 263H199V264H201ZM226 263H224V264H226ZM71 264H72V263H71ZM189 264H190V263H189ZM227 264H228V263H227Z\"/></svg>","mask_w":264,"mask_h":264}]
</instances>
